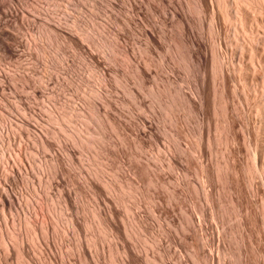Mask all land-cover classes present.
I'll use <instances>...</instances> for the list:
<instances>
[{
  "label": "rangeland",
  "instance_id": "rangeland-1",
  "mask_svg": "<svg viewBox=\"0 0 264 264\" xmlns=\"http://www.w3.org/2000/svg\"><path fill=\"white\" fill-rule=\"evenodd\" d=\"M7 1L9 2L10 0H7ZM13 1H14V3H13ZM210 1H212L214 3H210ZM253 1L252 0H243V1L238 0V2H237V0H223V1L222 0H217V1L216 0H203V3H202L203 10L204 9L206 10L208 8L205 12V10L200 11L199 6L197 5L198 3H196L195 0H29V1L28 0H11L8 3V6H13L14 8H17L19 10L24 9L26 7L25 8L26 10L30 11V13L32 10L31 14H33L34 16H37V17H41L42 16L41 13L46 12V14L47 13L50 14V15L47 14V16H46L47 21L51 17L52 19L50 18L49 22L53 21V24L55 22H56L55 24L61 23L60 27L62 29H65V31L72 33V34H75L79 38L81 37L80 35L82 33V35L87 36L89 39V41H84V44H86V46H87L85 49L76 51L71 45H69L67 43L66 39H63L62 37L57 38L58 40L57 39L56 40L51 39L52 41L50 39H47L46 37L44 38V36L42 35L43 33H41L42 29H41L40 22L38 24V22L30 21V19L33 20L32 18H30L29 22H28L30 24L25 26L27 29L25 27L24 28H18L17 27L16 29L14 28L15 31L13 29H11V30L9 29V31L11 33H13L14 35L17 34L16 36L20 40H22V41L24 39L26 40V41L24 40L23 44L21 46H18V48H17L21 54V57L18 58L20 61L18 59H15V60L14 59H4V60L0 59V68H1L0 71L1 72L2 71L6 72L11 77L17 76L18 74L21 75L22 73H25V74L28 73V75L31 73L30 76H32L31 78L34 81L33 83H34V85L36 84V86H37V88L35 87V89L38 90V86L40 88L41 85H42V88L44 85H45L44 87L47 88V89L41 88L40 89L41 91H43L45 89L44 90L45 92L43 91L44 96L43 95L36 96L37 97L36 98L35 96H33V90H31L29 88L31 90V92H29L30 90L28 88H26L22 82L20 83L19 79H16V81L15 80L12 81L11 82L12 85L16 86L17 88L12 86L13 88L9 89L10 91L5 90L3 95L5 96V92L8 91L6 93L7 95L5 96V98L3 96L2 100L0 99L1 108L3 107L6 110L5 111L4 109L0 108V119H1L0 120V127H2V124H3L2 120H4V119L5 120L8 119L9 121L12 120V123H14V122L17 123L16 120H19L21 117L26 115L27 118L28 117L31 118V120L28 118L30 121L33 120L32 124L35 126V128L36 127L38 128V129L37 128L31 129V130H33L32 132L36 133V132H38L37 130L41 131L42 133L45 134L46 137L49 136L48 139H52L50 141L53 142V140H54L53 143L57 142L60 145L61 142H66V141L71 142L70 136L73 135L74 134L73 132H76V131H77L76 133L79 135V138H80L79 140L82 139V141L85 142L86 145H84V147L83 146L79 147V148L76 147V153L78 150H79V153L76 154L78 156L74 160L75 165H72L71 166L72 168L68 167V168H71V169H69L71 174H69V172H68V174H67L68 177H67V175H65L66 173L65 174L63 173L61 175V172H59V169H60L59 167H57L58 169L57 168H55V169H56V172H59L58 173V176L60 175L59 179H61V180L66 179L65 180L66 183L70 181L71 176L69 178V175H73L72 177H74V178L71 179V181H72V182L70 181L71 183L70 182L67 183L68 186H67V184L64 183L65 181L61 182V186L63 184H65L67 186L66 191H69L68 189H70V192L72 191L71 192L72 197L76 201V203H75V201H74V203L78 205L77 210L75 211V214H73V216L76 219L78 218L77 221L81 224L83 230L85 227L86 228L84 230L85 233H75L72 231V229L68 226L69 214H71V212L64 207V204L62 203L61 200H60L61 202H59V199H60L59 198V194H60L59 192L65 191L64 185L61 188V187H55L54 185L51 184V188H50V183L48 184L49 175H48L47 171H48V169H49V171L52 170L51 169L52 164H53L52 162L54 161L52 159L58 153H60L61 155L59 154V155H57V157L61 158L62 156H64L66 158V152L62 151V149H63L62 143L59 146L61 150L59 149V147L57 146L58 144L56 143L57 145L55 144L53 148L56 150V148L58 147L57 150L58 149L59 150L55 151L54 149H52L53 150L52 151L50 149L52 152L50 150H48L49 151L48 152L44 149L42 150V148L39 147L40 145L38 146V143H36L37 142L36 140H38L37 139L38 137L36 138V135H34L33 137H31L29 139H26L24 137H19L17 139V135H16L15 137L18 141L16 140L17 141V143L15 142L16 145L12 146V148L14 147L13 149L8 144L6 145V143H4V141H2V139L0 138V155H1L0 161H2V153L6 152L5 153L6 157L9 156L10 159L13 160V162L15 164H17L18 161L21 159V155L17 156L18 154H20L18 149H20L22 151V153H23L22 156L26 157L25 158V160H26L25 161V163H26L25 164V170L26 169L27 170L26 171L24 170V172H27L26 174L28 175V177L23 172V175H22L23 178L21 179L23 182L21 181L20 183H18L20 185L17 184L15 189L17 188L16 190L19 193L21 192L20 194L21 195L23 194L26 197L25 198L22 195V197H24L23 199L27 200V201L24 202L25 206H22V209L18 212V216L20 218L23 217L20 219V222L17 219L18 216L14 211L11 212L12 216H10V213H8V212L7 213L9 215L6 212L0 211L1 212L0 213V220L5 221V219H6L5 222H6V226H7V228L2 227V230L7 229L8 231L13 232L11 234H14V235H12L14 239H16V237H14V236H16V233H14V232H18L17 234L21 233L20 239L23 238V240L22 239H21L22 241L20 239L19 240L21 241L22 244L26 243V244H24V245H26L25 246L26 249H28L29 248L28 246H30V250L32 251L31 252L28 249V253L29 254L31 253L30 257L31 258L37 257L36 259H38V260L40 257V260H39L40 262H43V259L45 261V258L50 256L52 253V255H51L52 257L55 254L54 257H56L55 261L57 264H77V262L79 264L83 259H81V257H80L81 255L78 256V254H80L79 253L80 251H79V247L77 246V244L78 243H82V244L85 243V246L83 244V247H84V249H86V248L88 249V250L86 249L87 254L92 250L88 254L90 259L87 257V261L88 260L92 261V260L96 259V260H94L95 262H97L96 264H99V263L100 264H103V263L104 264H114V263L116 264L118 261L122 260V259H120L123 256L121 251H120L121 254L119 252H117L118 253L117 254L115 251L116 250L115 248H117V247L119 248V246H120V244H118V243H121V244L123 243L122 240L120 242V240L118 241L117 239H113V238L111 239V237H109L107 239L102 238L103 240H101V241L103 243H101V241H100V244L101 245L104 244V250L100 245H98L99 246V248H98V246L93 247V245L91 244V239L94 238V237L92 238V236L96 235L95 237L97 238L99 236L98 233L100 232L99 229H96L97 225L93 224V223H96V221L94 220L95 218H93V214H92L93 209L97 208V204H98L97 202H99V201H97L98 199L96 197L94 198V196L90 193V189L88 186H86L87 183H86V181L84 183V180L88 176H91L92 179H96L95 181L102 184V182H101L102 179L100 177H97V176L102 177L103 174H105V176H103V179L105 180V178H106V180H109V182H113L116 180V176L120 177V175H122V176L124 175L130 179L129 180L128 178H125V179L130 181L129 182L130 184L133 182L132 184L136 188L139 186V190H140L141 194L140 195H138V194L137 195H131V193L128 192L129 190H127V189H125L126 191L125 190L123 191V193H125L124 195L122 192H118L120 195H122L123 200H124V203H123L124 205L123 206H122V204L119 205V206H122L121 210L123 212L121 211V214L123 213L122 215H124V218H123V216L121 217V221H122L121 223L123 224L124 227L128 228L129 224L131 223L132 217L135 216L136 212L138 211L139 214L141 212L142 215L141 214L140 215L142 218H144V221L146 220L145 224L148 225L147 227H149V225L152 227V228L149 227L150 231L152 229V231L150 232L151 234L150 233L147 234V232L142 233L143 236L147 235L145 237V241H147V242H144V239H142L144 237H142L141 234H140L141 236H139V234L137 236V234H136L138 241L135 237H134L135 239H133V237L131 239V237H129L130 236L129 233H128V236H126V237H128V238H126L127 241H128V239H130L129 241L132 240L134 244H137L136 245V246H138L137 253L140 254L142 252L141 257H140L141 260L139 258V261H141L140 264H143L142 262H144V264H146V262H148V260H146L147 256L149 255L148 257H150L151 254H154V252L156 251L155 250L156 249L155 243L157 242V239L160 241V242L158 241L157 243H161L162 245L166 242L165 245H163L165 248H167L166 246H169V248H167V249H169V251H170L169 253H171V254H169V256H170L169 260H168L169 256L167 257V259H165L166 260L165 264H166V262H168L167 264H177L178 259H182V258L185 260V261L183 260L184 264H186V263L187 264H194V263L197 264V262L195 261V259L193 257V254H192V252H193L192 250L194 249V248L192 249V246H194L196 241L198 242V239L196 238L195 239L196 241H194V238L196 236L198 237L197 233H199V235H200V232H198V229L196 228L195 225H193V226H195V230L193 232L196 233V235L194 233H193L194 235L192 234L191 230H193V227L189 230H188V228L183 227L184 226L183 220H181L183 218V216H182L181 212L183 211L184 208L192 211L193 217H196L195 213H197L198 211L200 212V213L198 212V214L201 217L206 216L205 217L206 219L203 218L204 219L203 221L206 220L204 222L206 228L210 229V227L213 226V229H212V227H211L212 230L210 229L211 232L208 229L206 230V232H205V230H203L206 233L204 237H207V238L206 239L199 238V241L208 240L209 243H211L210 244L211 247L213 246L212 248L214 250L215 256L217 255L215 247H217V245L221 246L220 242L222 239H223L222 240L223 243L225 240H226V242L227 241L230 242V243L227 242L228 244L225 242L226 245H225V243L224 244L221 243V244L227 246V248L231 246V245L228 246L229 244H231V242L232 243L234 242V245L232 244L229 251L235 250V249L237 250V248L239 246L240 239H238L239 237L238 238L236 237L237 235H239V233L237 234L236 232L237 231L239 232L240 229L237 230L239 228V224L236 227L237 222H238L237 221L238 217L234 215V213H235L233 211L234 209L231 208V206H230V204H231L233 207V204L231 202H229L230 197L234 196V194H237V192H238V196H239L238 199H241L242 193H243L242 197H244L243 198L244 201H243V199L240 200V202L238 200V202H239L238 204L240 206V209L242 208L241 210L244 212H246L248 210L251 211V213L254 215V217L250 212H247V214L250 213L252 215L251 218H253V219L256 218L255 219L256 221L252 220V222H250L251 221V219H249L250 214H249V217L247 215H245L246 232L248 233V235L249 234L251 235L250 238L252 239L254 245H256V246L253 245L250 238H249V241L251 243L248 241L247 237L244 238L246 241V249L245 250H247V251H245V253L248 252V254L246 253L247 264H250V262H251V264H264V257H263V254H264V229L263 228L264 227L262 228V226L264 225V223H262L264 221V218L262 220L260 218V215L262 216L264 214V213L263 214L261 213L262 211H264V208H263L264 204H263V207L261 206L262 203H264V202H261V200H262L261 197L263 196V198H264V189H263L264 186H262V185H264V183L262 182L264 180V175H262L261 173L259 174L258 171H257L258 174L256 171H255L256 173L253 172L256 169L255 166H257V168H258L260 165L259 163L260 162L262 163L264 161L263 155H262L263 158L261 157V155L259 156V152H262V151L264 152V150L260 151L261 149L260 150L258 149V148H260V147L262 148L264 146V144H263L264 143V137L263 136L261 137V135H264V133H263L264 132L263 131L264 125L261 124V123H264V119H263L264 118V112H263L264 109L262 108V110L260 112H257V111H259V110H257L258 108L256 109V107H258V106L264 107V75H263L264 74V66H263L264 65V45H263L264 42H262V41H264V28H263L264 27V0H253ZM226 3L228 6H225ZM229 3L231 5L234 4L235 6L231 7V5ZM9 4H13V5H9ZM22 4H23V6L20 8V6ZM211 4H213V6ZM223 4H225V5H223ZM14 5H16V7ZM236 5L239 6V7L237 6V10L239 11V8H240V10L242 11V12L240 11V13L243 16L240 13H238V11H235ZM37 9L38 10L40 9V10L38 11ZM174 10L179 11L181 15L179 14V12H173ZM219 10H221V11H219ZM36 11H38V12H36ZM41 11H43V12H41ZM215 11H216V13H215L216 15L215 14H213V15L216 16V17L214 16V20L216 19L217 22L216 21L211 22V20H209V19H211L212 13ZM230 11L232 13H230ZM222 12H223V17H222V14H220ZM232 14L235 16L237 14V18L239 20L242 18L241 19L242 23L237 22L236 21L237 18L235 19L234 18L235 16L233 17ZM175 16H178L179 18L175 17ZM239 16L241 18H239ZM224 17H229L227 22L225 20L226 18L224 19ZM42 18H45V17L42 16ZM184 18L187 19L188 24ZM182 19H183L184 24H182L183 23ZM245 19H246V21H244ZM229 20H231V22H234V23L236 21V24L231 23ZM209 22L211 23V25H209ZM37 24H38V27H37ZM214 25H215V27L213 28ZM209 26L211 28L215 29L214 32H212L211 34L214 35V33L216 32L215 35L217 37H215V35H214V38H213V35L211 36V34H210L211 30H210ZM240 26H242L243 29H241ZM257 26H259V27H257ZM30 27H31L32 31H31ZM187 27H189V28H187ZM235 27H237V28H235ZM234 29H238L239 31L234 30ZM250 29L252 30V33L254 30L253 34H256V35L249 33ZM191 31H194V32H191ZM235 31L236 32L238 31L239 33H241L240 37H237V39L235 37L236 42H239V43H237V44H239L238 45L239 47H237L235 40L233 41L234 36L236 35ZM147 32L151 33V35L153 34L152 35L153 40H149L150 38H149ZM187 33L189 36L187 35ZM192 33L195 36V38L198 37L197 35L200 36L196 39H198L200 41L201 47L197 48V46H195L194 44H191L192 43ZM218 33H219V36H218ZM239 33L237 34L238 36H239ZM24 34H26V35H24ZM250 34L255 36V37L251 36ZM22 35H24V36H22ZM262 35H263V37H262ZM187 36H188V38H187ZM20 37H22L23 39ZM190 37H191V39H190ZM248 37L249 38L252 37L253 41L251 38L249 40L250 41L249 42ZM240 38H241V40H240ZM188 39H190V41ZM212 39H214V40L216 39L218 41V43L215 42L216 40L213 43ZM107 41L111 42L110 44H113L114 49H112V48L109 49L108 47H106L105 43H107ZM256 41H258L261 46L258 44L259 47L257 46L256 49H251L252 48L251 43L252 42L255 43ZM188 43H190L189 44L190 46H188ZM215 43H216V45L217 44L219 45L218 48H216L217 46L215 45ZM240 43L242 44V46ZM213 44H214V47H213ZM28 45H29L30 49H27ZM102 45L104 48L101 47ZM191 45L194 47L192 48ZM235 46L237 47V49L235 48ZM249 46L251 48H249ZM189 47H191L192 51H190ZM212 47H213V49H212ZM22 48H23V50H22ZM214 48H216V51L214 50ZM218 49H219L220 54L217 53ZM235 49L236 50L240 49L241 51L240 50L236 51ZM250 49H251V51H250ZM194 50L195 51L197 50L196 52H198V51L199 52L198 53L193 52ZM252 50H254L255 52ZM22 51H23V53H25L24 55H23ZM213 51H215L214 54H213ZM234 51H235V53H234ZM46 52H49V54ZM80 52H81V54H79ZM89 52H92V53L94 52L95 55L97 53L98 55H96V56L101 57V61H102L101 67L105 68L107 66L106 68L110 69L108 71L109 73L107 72V75L105 76L106 79L104 81L101 80L102 82L99 80L98 75L92 71L91 63H90L91 59L88 55ZM190 52H191V54H190ZM205 53H206V55H205ZM242 53H243V55H242ZM215 54H217V55H215ZM240 54H241V57H239ZM199 55L201 56L200 60H199ZM22 56H24V57H22ZM214 56H215V58H214ZM216 56H218L219 58L222 57L221 59H219L217 57L219 63H217ZM21 58H22V60H21ZM103 59H105V60H103ZM194 59H196V60H194ZM212 59H215L216 62H214L215 60H212ZM223 59L225 62L223 61ZM240 59L242 62L240 61ZM252 59L253 60L255 59L256 62L254 63V61ZM198 60H199V62H197ZM220 60H222L221 63L224 67L223 70L225 71L224 73L227 75V80H228V84H227L228 88L226 87L225 92L229 93V94L225 93L224 96H223V94H221V85H220L221 84V81H220L221 75H219L220 72L218 70V68H219L218 65L220 64ZM237 61L240 62L241 64H239ZM251 61L253 64H251ZM104 62H106V63H104ZM223 62L225 63V65L228 64L227 66H230L229 67L230 69L228 67L226 69ZM230 62H231V64H230ZM237 63H238V65L243 66L244 69L243 68L241 69V66L239 67L237 65ZM232 64H233V67L236 65L235 67H236V69H238V71L240 73L238 71H236V72L239 75L235 74L236 72L233 73V71H235L236 69L235 68L233 69L231 67ZM249 65H254L253 71H252V67ZM22 66L23 67L25 66L26 69L23 68ZM137 66H142L143 68L147 69V71H149V74L147 76H145L146 80L143 79V82H140L138 80L137 75H136L135 69ZM216 66H218V68ZM238 67L241 69V71L239 70ZM34 68H36V69H34ZM214 68L215 69L217 68V69L215 70ZM247 68H249L250 70ZM254 68H256V71ZM101 70H102V68H101ZM17 71H19V72L16 73ZM227 71L231 74L230 77H229L230 74H228ZM257 71H259V72H257ZM253 72L254 73L257 72L256 75ZM35 73L36 74L38 73V74L36 75ZM232 74L234 77H232ZM252 74H254V76H252ZM46 75H48V76H46ZM242 75H244V76H242ZM168 76H169L171 81L175 80L174 81L176 83L175 86L179 92V96L177 99H176V96H174V94H170V93H174V92H172V90H170V89L167 90L166 89L167 86H164V84H167L165 80L168 79L167 78ZM218 78L220 80H218ZM44 80L46 82H44ZM231 80H233V81H231ZM239 81H240V83H238ZM250 81H252V82H250ZM17 82H19V84L22 86V88ZM231 82H234L236 84V86L234 83H231ZM15 83H17V84L15 85ZM41 83H43L44 85ZM47 83H48V85H47ZM230 84H232V85H230ZM217 87H218V89H217ZM235 87H237L238 89ZM202 88H204L205 90H203ZM234 88H235V90H234ZM12 90H15V91L13 92ZM20 90L22 92H20ZM27 90H28V92H27ZM16 91H19L22 94V96H21V94H19V92H16ZM183 91H184V94L186 93L185 94L186 96L183 94ZM193 91L196 92V95ZM232 91H237L238 93L232 92ZM254 92L257 93L258 95L257 94L255 95ZM16 93L19 96H21L22 98H24L25 101L28 102V100H29L30 105L32 103V105H31L32 114L31 113L26 114L25 111H23V109H22L23 105L21 104V101H19V99L17 98ZM10 94L12 96H10ZM24 94H26V96H27L26 98L24 97L25 96ZM180 94H182V96ZM206 94L208 96H206ZM187 95L190 97L192 95H193L192 97L195 96L194 99L196 98V96H198V97L201 96V99L204 96L202 99L204 104H205V107H203L204 110L202 108H200V107L204 106V104L202 106L201 105L199 106L198 103L200 101L198 102L197 98H196L194 104L192 102L189 103L190 109H192L193 111L192 110L189 111L188 109H186L188 107L186 100H188L190 98V97L188 98ZM32 96L34 98L33 100H32ZM157 96L160 98H158ZM245 96L247 97V99ZM98 97H99V99H98ZM179 97H182L185 99H181ZM221 97H223L224 103L221 101L222 100ZM0 98H1V95H0ZM226 98H228V99H226ZM6 100L10 103H7ZM103 100L104 101H107V100L110 101L109 102V107H110L109 109L110 110L108 109V111L110 113L112 112L111 114H113V113L115 114V115L114 114L113 115L116 116L117 121H120L119 123H121V122L123 123V128H122V124L118 123L119 124L118 126L121 129H123V130H121L122 131L121 133H119L120 128H119V130L116 129L117 131L115 130L116 131L115 132L114 129H110L112 127H109V126L104 127V131L106 133V136H109V138L108 137H106L107 139L105 138L106 141H105L104 145L106 146L107 149L112 146L113 149L111 148V151H114V152L118 151L119 153L116 152V153H118L117 157H119L121 155V157H119L120 160L116 156L114 157L116 159V161L118 159V161H117L118 164H117L116 168H114L113 170L111 169L112 171H110L109 169L104 170L105 169L104 164H105V162H107L104 155L101 156L98 153L99 151L97 148H94L95 149L94 150V149H92V147L90 145L87 146L88 145L87 144L88 138L90 137L92 139V137H91V135L93 134L92 131L93 130L98 131V127L96 126V123L98 121H96L95 123H94V121L93 122L89 121V123H88L87 121H85L86 120L85 117L86 118L89 117V113L91 112L89 109L90 106H93V108L96 107L97 110H94V111H95V113H96V111H97V113H99L98 117L100 116V118H99L100 120L97 119V120H99V122H98L99 124H97V125H100V123L104 120L103 115H105V112L103 109L104 107L99 106L102 104ZM205 100H206V103H205ZM225 100L227 101V103ZM111 101H112V103H111ZM88 102L90 105L88 104ZM196 102H198V103H196ZM33 105H34V107H32ZM110 105L114 106L113 107L114 109H112V107ZM165 105H166V107H165ZM193 105H195V106H193ZM225 106L227 108L228 107L229 108L227 110H225L226 109ZM234 106L237 109H235ZM197 107H199V108H197ZM206 107H207V109H206ZM33 108H35L36 110ZM165 108H167V109L165 110ZM194 109L196 111H194ZM66 110H68L69 112L68 111L67 112L70 113V115H69L70 119H64L63 121L58 122V124H57V122L52 120L53 119L52 116H55V115L59 116L60 114H61L60 116H62L63 115L62 113ZM98 110H99V112H98ZM222 110L224 111V113ZM232 110L233 111L237 110L236 111L237 114L235 112V114L237 116L234 114V112L231 113ZM225 111L229 114L228 116L230 119V123H229V125H227V127H225V126L228 123L224 120L225 119L224 117H226ZM238 111H239V113H238ZM6 112H8L9 114ZM33 112L35 114L39 115V117L37 115H34ZM53 113H55V114L52 115ZM232 114H233V116H235L234 118H233V116H231ZM4 115H5V117H4ZM9 115H11V116H9ZM238 115L240 116V118H238L239 117ZM136 116H138V117H136ZM230 116L232 117V119L236 118L235 120H233L234 122L231 121ZM252 116H253V118H252ZM258 116H259V118H258ZM35 117L38 119L34 120ZM117 117H118V119H121V120H118ZM13 118H16V120ZM141 118H143V119L148 118L146 120L150 119L149 121L152 120L151 122H152L153 127H152V129H146L147 133L145 134L144 137L146 139L148 136V138L146 139V140H148V142L152 138H153V140H152V142L151 141L149 142L150 146L147 145L148 147L145 146L146 147V148L144 147L145 149L143 148V150H138L134 147L132 142H133L134 138H136L135 135H136L137 131H135V130H137V128L141 127V124L139 123L141 121V120L139 121V119H141ZM101 119H102V121H101ZM13 120H15V121L13 122ZM86 122H87V124H86ZM172 122H174V123H172ZM239 122H240V124H242L241 128H239L240 127ZM36 123H38V125H40V127ZM124 123H126V125ZM101 124H103V123H101ZM138 124H140V126ZM230 124H231V129H232V127H234V129H232V130L235 133H232V130H230V127H229ZM253 124L256 126V128H259L258 126L260 124L262 125L261 128L263 127V130L258 129V131L260 130L262 132V133L260 132L261 135H260V133H257V134H259L258 136H257V134L255 135V133L258 131L256 130V128ZM244 125H246L247 128L250 127L251 130L247 129L246 126L243 128ZM88 128L92 132L91 135L89 134L90 130ZM245 128H246V130H248V131L244 132L246 134V137H247L246 139L244 138L245 137L244 135L241 136V134L243 133ZM225 129L230 130L231 133L229 131H227L228 134H230V135H228L226 133ZM237 129L238 130L244 129V130L238 131ZM15 130H17V129H15ZM148 130H151V131H148ZM50 131H52V132H50ZM241 131H242V133H241ZM55 132H56V134H55L56 137L53 136V134H52ZM236 132L239 136H237ZM238 132H240V134ZM57 133L60 135V137ZM151 133H152V135H154V134L155 135L157 134V135L156 136L154 135L151 137V135H150ZM248 133H252V135L248 136ZM46 134H48V135H46ZM233 134L236 135L237 137L234 136ZM253 134L255 136H253ZM226 135H227V138L224 137ZM233 136H234V138L237 139L238 143L235 139V141H236V142H234L235 144H231L232 149L229 148L230 153H231V155H230L227 147H231L230 140ZM69 137H70V139H67ZM228 137H230V138H228ZM239 137H241V138H239ZM250 137H252V138H250ZM256 137H257V142L255 141ZM258 137H260V138L258 139ZM157 138H158V140H157ZM243 138L245 140H247L246 141L247 143L244 141L245 144H243ZM59 139H61V140H59ZM225 139H227V140L229 139V143L228 142L225 143V141H227ZM251 139H253V141ZM58 141L59 142L61 141V142L59 143ZM174 141L176 143H172ZM248 141L251 143H248ZM260 141L263 142L262 145H261ZM68 142H66V143H68ZM120 142H122L121 144H123V145H121ZM221 142H223V143H221ZM236 143L237 144L240 143V145H237ZM256 143H258V144H256ZM130 144H132V145H130ZM246 144H247V146H249V144H250L251 151H250V149H245V148H247ZM197 145H198V147H197ZM252 145L254 148H252ZM16 146L18 147V149ZM19 146H20V148H19ZM21 146H22L23 150L21 149ZM107 146H109V147H107ZM233 146H237V147H233ZM123 147L125 148L124 149L125 151L128 150L127 153H130V154H128L129 156L126 155L127 153L124 150H122ZM174 147H177L178 149L175 148V151H174ZM200 148H202V149H200ZM234 148H235V150H234ZM236 148H237V150H236ZM255 148L258 149L256 152H255ZM176 149H177V151H176ZM198 149L203 151V152L199 151ZM63 150H65V149H63ZM108 150H110V149H108ZM119 150H121L122 152L124 151V152L122 153ZM246 150H247V152H246ZM136 151L139 152L138 153L139 155L137 154L138 156H136V154H135ZM63 152L65 154H63ZM180 152L182 153V155ZM201 153H203L204 156ZM255 153L258 154V155H256L258 158L255 157ZM252 154H254V155H252ZM228 155H230V157ZM234 156H235V158H234ZM247 156H248V158H249V156H251V158H253V159L255 157L258 162L256 161V159H254V160L252 159V160L256 161V163L258 165L252 161L253 163H255V165L253 166L252 162H250L251 161L250 158L247 159ZM64 157H62V159H65ZM176 157H178L180 160H178V158L176 159ZM232 157L235 160H233ZM259 157L261 158V160L259 159ZM171 158H175L176 160H178L177 163L180 162V164H179L180 166L171 164L173 162V160ZM225 159L228 163L225 162ZM227 159L231 162H229ZM232 160L235 163L232 162ZM75 161H76V163H75ZM77 161H79V162L77 163ZM169 161H171V162L169 163ZM206 161H208V162H206ZM154 162H155V164H154ZM247 162H249L250 168L252 166V168H251L252 171L250 170L248 172V170L250 168L249 167L247 168V166H246V165H248ZM137 163H139V164H137ZM177 163H175V164H177ZM230 163L233 165L236 164V165H234V168L236 167L235 169L236 170L238 169L239 171L237 170V172L235 173L234 172L235 169L233 168V165L232 166L229 165ZM28 164H29V167H28ZM205 164H207V165H205ZM155 165H157L156 168H155ZM158 165L160 166L159 169L161 171L159 174H158L159 169L157 170ZM202 165H205V167H209L207 169L208 170L207 175L208 176L211 175L208 178L212 177L211 179L208 180L209 183H203ZM135 166L139 167L140 174L138 173ZM176 166L179 168H177ZM226 166L227 167L229 166V169L232 168L233 172H232V169L230 170L231 171L230 173H229L228 168L224 169V168H226ZM253 167H254V169H253ZM101 168H102L103 173L99 174V169H101ZM132 168L134 169V173L137 171V173H135V174H139L140 176L135 175L133 173ZM244 169H245V171H244ZM246 169H248L247 173H251V175L254 173L253 174L254 176H252L253 178H251V175H248V174L246 175ZM163 170H164L163 175L166 176L165 178H163L165 180L163 182L167 181V183L162 182L161 185L160 184H156V185L152 184L151 185V184L146 182V180H145L146 177L150 178L153 174H154L153 176H156L157 174L162 176ZM209 170H210V173H209ZM220 170H222V171H220ZM94 171H96L98 174H96ZM100 172H101V170H100ZM217 172H218V174H217ZM222 172H227L228 174L226 173V175H225V173H222ZM45 173H46V175H45ZM78 173H79V175H78ZM92 173L95 176L92 175ZM115 173H118V175H116ZM155 173H156V175H155ZM165 173H167V174H165ZM232 173L234 174V176H232L233 175ZM237 173H240V174H237ZM29 174H31V176ZM229 174H230V177H228ZM24 175L27 177V179L24 178ZM85 175H87V176H85ZM259 175H260V177L263 176L262 179L259 177ZM61 176H63V177H61ZM75 176H76V178H75ZM83 176H84V178H83ZM92 176H94V177H92ZM219 176L220 177L222 176V177L220 178ZM226 176L229 179H231L230 180L231 184L229 182L227 184L228 180L226 181V179H225ZM231 176L233 179L231 178ZM248 176L250 179L248 178ZM96 177L99 179H97ZM166 178L167 179L170 178V179L166 180ZM236 178L238 180L241 178L240 182ZM256 178H257V180H256ZM23 179H26V180L24 181ZM59 179H57V181ZM177 179H179V181ZM247 179H249V180H247ZM251 179H255L256 181L254 180V182H256V183H254L253 181L251 182ZM258 179H259V181H258ZM61 180H59V181H61ZM110 180H113V181H110ZM176 181L179 182V184H177ZM180 181H181V183H180ZM237 181L239 182V184ZM248 181H250L251 186L254 187V188L251 187L252 189H254L253 191H255L254 195L252 193V189H250V187H249L250 183ZM134 182H135V184H134ZM210 182L212 183L213 189L211 188ZM187 183H189V184H187ZM261 183H263V184H261ZM208 184L210 185V187L207 186ZM236 184H237V186H236ZM204 185L208 188V190L211 191V189H212L211 193H213V196H212V194L210 195V193L208 194L210 197H208V195H206V189H205ZM227 185L228 186L230 185V186L226 187ZM239 185H241L242 187ZM258 185H261V186H258ZM69 186H70V188H69ZM159 186H161V187H159ZM238 186L242 189H239ZM61 189H63V190H61ZM172 189H174V191ZM230 189H232V190H230ZM256 189H257V192H256ZM19 190H22V191H19ZM73 190H75L74 191L75 193L73 192ZM79 190H80V192H79ZM156 190L158 192L160 190L161 194H160V192L158 193ZM176 191L179 194H177ZM230 191L232 192V194L230 193ZM239 191L240 192L242 191L241 195H239L240 194ZM155 193L160 194L161 199L154 197L156 195ZM175 193L179 196L175 197L174 196V195H176ZM228 193H230L231 195ZM152 195H153V197H152ZM180 195H181V197H180ZM205 195L207 197H205ZM228 195H230V196H228ZM250 195L252 198L250 197ZM167 196H168V198L170 196H174V197H170L169 199H167ZM218 196H219V198H218ZM164 197H165V199H164ZM137 198H138V200H140L139 205H137L138 203L137 204L134 203V202H136ZM153 198H154V200H153ZM210 198L212 199V201H210L211 200ZM213 198H214V200H213ZM216 198H218V199H216ZM253 198H254V200H253ZM207 199H208V201H207ZM173 200H175L174 201L175 203H172L173 204V206H172L171 202H173ZM198 200H200V201H198ZM215 200L218 202H216ZM247 201H248V203H247ZM262 201H264V199ZM181 202L182 203L185 202V203H183V205H186V206H183ZM217 203H220V204L218 205ZM254 203H255V205L259 206L258 208L260 209V212L257 211L259 209L256 208L257 206H255ZM135 204L137 206H140V207L138 208L137 206H135ZM156 204L157 205L158 204L163 205L162 207L168 208V210H169V208H172L169 210V212H171L170 216L174 215L175 219L172 216L170 217L169 214H168L169 217L168 216L167 217L170 218V221L167 217H164V216L159 217V214L154 210V209H156V210L158 209ZM178 204L182 205V206L180 205V211H179V206H177ZM247 204H249V205L247 206ZM220 205H222L224 210L220 208L221 207ZM241 205H243V207ZM126 206L132 207L129 212L126 211ZM217 206H220V207L218 208ZM247 207H249L248 210H247ZM37 208H39V209H37ZM120 208L121 207H119V209ZM174 208H175V210H174ZM217 208H218V210H217ZM209 209H211V213H210ZM219 209L222 212L225 211L224 214L226 217H224V218L227 220L224 219V222H225L224 226L222 225V223H221V225H222L221 226L217 217L215 215H212V214L218 213L217 211H219ZM33 210H35V211H33ZM171 210L174 212H172ZM21 211L23 213H21ZM27 211H29V212H27ZM221 211H219V212L222 213ZM31 212H32L31 215H33L34 213L36 214L35 215L36 219L34 218V216L32 217L29 214ZM253 212H256V213H253ZM19 213H20V215H19ZM204 213H205V215H204ZM13 214L14 215L16 214L15 215L16 217ZM198 214H197V216H199ZM255 214H257L258 216ZM26 216L27 217L29 216V217L27 218ZM76 216H78V217H76ZM10 217H12V218L10 219ZM25 217L27 219H25ZM165 218H167L168 220ZM24 219L30 223H32V221L35 223L37 222L36 224L39 226H43V224L44 225L48 224L50 226V230L48 232L47 239H48V244L50 241H51L50 242L51 244L46 245L47 249L44 246L45 242H46L44 239H41V238H35L34 239V237H33L34 235L29 231L28 227L23 223ZM79 219H80V221H79ZM171 219L174 220V223L171 222ZM215 219L217 220V224L219 226L216 224ZM15 220H17L19 223ZM178 221H179V224H178ZM247 221H249V223ZM255 222L258 225H256ZM88 224L93 225L92 227H94V229L90 228L91 225L88 226ZM249 226L250 227L253 226V227L250 228ZM254 226L257 229H255ZM185 229H186L187 234L185 233ZM221 229H222V231H221ZM228 229H229V231H228ZM235 229H236V232H234ZM253 229L255 231H253ZM94 230H96V231H94ZM223 230H225V232H226V236H225V232H224V237H227V239H228V237L231 236L230 233L233 230L232 233H233V235H235V237L233 239L235 241H233V239H231L232 236L229 238V240L225 239L223 237ZM259 230L261 233L259 232ZM190 231H191V233H190ZM195 231H197V232H195ZM92 232H94V233L96 232L95 235H93L94 233H92ZM183 232H184V234H183ZM204 232H203V234H204ZM220 232L222 233V235ZM228 233H229V236H227ZM99 234H101V233H99ZM165 234H166V238H164ZM189 234H191V236ZM211 234H213V237ZM257 234L258 235L262 234V236L260 237ZM170 235L172 236L171 238H170ZM184 235H185V237L187 235L186 238L188 240H186ZM252 235H253V237H252ZM51 236H52V238H51ZM67 236H69V237H67ZM188 236H190V237H188ZM192 236H194V237H192ZM102 237H103V235H102ZM140 237H142L141 240H140ZM168 237H169V239H167ZM221 237H223V238H221ZM162 238H163V240L165 239V242L162 240ZM260 238H262V239H260ZM9 239L7 240V242L13 246L10 247L9 245H7V246L3 245V243L0 241V248H3V247L5 248V249L3 248L4 251L0 249V255H2V254L3 255L8 254L10 256L12 255L11 256L12 257V264H19L21 259L19 257L16 258V256H14L15 254H13L18 249V248H16V245L13 244V242H15L16 240H14V239L9 240ZM19 240H18V242H20ZM82 240H84V241H82ZM142 240H143V242H142ZM236 240H238V241H236ZM117 241H118V243H117ZM168 241H170V242H168ZM192 241L194 242V244ZM258 241L261 242L260 243L261 246L259 245ZM115 242H116V244H115L116 246L114 245ZM135 242H137V243H135ZM201 242H203V241H201ZM212 243H213V245H212ZM50 245H51V247H50ZM235 245H237V246H235ZM54 246L56 248H54ZM113 246H115V248ZM233 246L235 249L233 248ZM249 246H250V248H249ZM259 246H260V248H258ZM52 247L54 248V250L51 249ZM95 247H97V248H95ZM107 247H109V248H107ZM111 247L114 248L115 250H113ZM252 247H254V249L256 247L257 249H255V251H253ZM139 249L141 250V252H139ZM48 250H50V251H48ZM151 250H152V253H151ZM257 250H258V252H257ZM41 251H43V252H41ZM93 251H96V252H93ZM172 251L176 252V254L173 253ZM259 251H261L260 252L261 256L259 255ZM9 252L12 254H10ZM39 252H41V253H39ZM47 252L48 253L50 252V253L47 254ZM97 252L98 253L100 252L103 255L102 256L103 258H101L100 257L101 254L99 253L100 254L99 255V254H97ZM235 252L237 253V251L229 252L232 256L226 254L225 257L226 256H228V257H226L227 259L224 258L225 259L224 261H223V259H221L222 262L226 263V261H227L226 264H228V263L229 264H232V263L238 264V262H239L237 260L238 258L237 259L235 258V262H233L234 257H237V255H235L236 254ZM42 253L43 254L45 253V255H44L45 258L43 257ZM94 253H96V255ZM253 253H255V254L253 255ZM256 253H257V255H256ZM93 254L97 257H95ZM146 254H147V256H146ZM91 255H92V259H91ZM258 255H259V257L254 259ZM34 256H36V257H34ZM175 256H178V257H175ZM181 256H182V258H181ZM142 257L143 258L146 257L145 260H142ZM172 257H173V259H172ZM219 257H222V256L219 254ZM100 258H101V260L102 259H104V260L101 261V260H99ZM175 258H176V260H175ZM250 258H251V260H250ZM260 258H261V261H260ZM57 259H59V261ZM116 259L118 261H116ZM33 260H35V259H33ZM192 260H194V263ZM87 261L85 262L86 264L91 263V261L90 262L88 261V263H87ZM83 262H81L80 264H85ZM214 262H215V264H218L217 258H215ZM56 263H54V264H56Z\"/></svg>",
  "mask_w": 264,
  "mask_h": 264
},
{
  "label": "bare ground",
  "instance_id": "bare-ground-1",
  "mask_svg": "<svg viewBox=\"0 0 264 264\" xmlns=\"http://www.w3.org/2000/svg\"><path fill=\"white\" fill-rule=\"evenodd\" d=\"M7 1V0H6ZM5 0H1L0 1V59H18V58H20L21 57V54H20V51L17 49L18 48V46H21L22 44H23V41L25 40H20L16 35L17 34H13V33H11L10 31H9V29L11 30V29H13L14 31H15V29L18 27V28H24L25 26H27L28 24H30V23H28L29 22V19L30 18H32L33 20H31L30 19V21H34V22H38V24H39V22H40V24H41V33H43L42 35L44 36V38L46 37L47 39H57V38H63V39H66V41H67V43L69 44V45H71L76 51H78V50H83V49H85L87 46H86V44H84V41H89V39H88V37L87 36H85V35H82V33H81V37L79 38V37H77L75 34H72V33H69V32H67V31H65V29H62L60 26H61V23H58V24H53V21H50L49 22V20H50V18L48 19V21L46 20V16H47V14H46V12L45 13H41L42 14V16H44L45 18H42V16L41 17H37V16H34L33 14H31L32 13V10H31V13H30V11H28V10H26L25 8L24 9H21V10H19V9H17V8H14L13 6H8V3L11 1H7L6 2ZM29 1V0H28ZM217 1V0H216ZM223 1V0H222ZM243 1V0H242ZM253 1V0H252ZM21 2V1H20ZM195 2L196 3H198L197 5L199 6V8H200V11L201 10H203V6H202V3H203V0H195ZM228 2V1H227ZM237 2H238V0H237ZM254 2V1H253ZM13 3H14V1H13ZM18 3V2H17ZM16 3V4H17ZM210 3H214V2H212V1H210ZM242 3V2H241ZM240 3V4H241ZM28 4V3H27ZM33 4V3H32ZM187 4V3H186ZM221 4V3H220ZM230 4V3H229ZM9 5H13V4H9ZM20 5V4H19ZM30 5V4H29ZM178 5V4H177ZM208 5V4H207ZM212 6H213V4H211ZM223 5H225V4H223ZM231 5V4H230ZM15 7H16V5H14ZM23 6V4L20 6V8ZM171 6V5H170ZM225 6H228L227 5V3H226V5ZM224 6V7H225ZM233 6H235L234 4L233 5H231V7H233ZM237 6L238 5H236V9H235V11H238L237 10ZM230 7V6H229ZM239 7V6H238ZM31 8V7H30ZM35 8V7H34ZM136 8V7H135ZM207 8V7H206ZM208 9V8H207ZM206 9V10H207ZM244 9V8H243ZM38 10V9H37ZM40 10V9H39ZM38 10V11H39ZM205 10V9H204ZM203 10V11H204ZM206 10H205V12H206ZM223 10V9H222ZM226 10V9H225ZM245 10V9H244ZM34 11V10H33ZM38 11H36V12H38ZM80 11V10H79ZM202 11V12H203ZM219 11H221V10H219ZM232 11V10H231ZM230 11V13H232ZM234 11V10H233ZM234 11V12H235ZM240 8H239V11H238V13H240ZM35 12V13H36ZM41 12H43V11H41ZM173 12H179V11H173ZM242 12V11H241ZM216 13V11L215 12H213L212 13V17H211V19H209V20H211V22H215L216 21V19L214 20V16L216 15L215 14ZM236 13V12H235ZM234 13V14H235ZM249 13V12H248ZM39 14V13H38ZM57 14V13H56ZM176 14V13H175ZM179 14H180V12H179ZM201 14V13H200ZM213 14H215V15H213ZM220 14H222V17H223V12L222 13H220ZM227 14V13H226ZM241 14V13H240ZM263 14V13H262ZM37 15V14H36ZM48 15H50V14H48ZM181 15V14H180ZM189 15V14H188ZM228 15V14H227ZM226 15V16H227ZM233 15V14H232ZM242 15V14H241ZM39 16V15H38ZM94 16V15H93ZM183 16V15H182ZM235 15H233V17H234ZM243 16V15H242ZM175 17H178V16H175ZM216 17V16H215ZM230 17V16H229ZM229 17H224V19L226 20V22L228 21V19H229ZM179 18V17H178ZM182 18V17H181ZM231 18V17H230ZM235 19L237 18V14H236V16L234 17ZM239 18H241L240 16H239ZM254 18V17H253ZM252 18V19H253ZM52 19V18H51ZM185 19V18H184ZM223 19V20H224ZM234 19V20H235ZM242 19V18H241ZM241 19L239 20L238 18H237V22H241ZM255 19V18H254ZM253 19V20H254ZM59 20V19H58ZM186 20V22H187V19H185ZM239 20V21H238ZM230 22H231V20H229ZM236 21H235V23L234 22H231V23H234V24H236ZM244 21H246V19L244 20ZM182 22H183V19H182ZM181 22V23H182ZM217 22V21H216ZM33 23V22H32ZM242 23V22H241ZM38 24H37V27H38ZM60 24V25H59ZM182 24H184V22L182 23ZM187 24H188V22H187ZM217 24V23H216ZM263 24V23H262ZM35 25V24H34ZM76 25V24H75ZM129 25V24H128ZM209 25H211V23L209 22ZM218 25V24H217ZM216 25V26H217ZM254 25V24H253ZM31 26V25H30ZM189 26V25H188ZM236 26V25H235ZM239 26V25H238ZM32 27V26H31ZM31 27H30V29H31ZM185 27V26H184ZM215 27V25L213 26V28ZM241 27V29H243L242 28V26H240ZM253 27V26H252ZM257 27H259V26H257ZM15 28V29H14ZM26 28V27H25ZM187 28H189V27H187ZM209 28H210V34L212 33V32H214V30L215 29H213V28H211L210 26H209ZM234 28V27H233ZM235 28H237V27H235ZM255 28V27H254ZM264 28V27H263ZM27 29V28H26ZM125 29V28H124ZM217 29V28H216ZM239 29V28H238ZM238 29H234V30H238ZM19 30V29H18ZM35 30V29H34ZM81 30V29H80ZM188 30V29H187ZM240 30V29H239ZM238 30V31H239ZM261 30V29H260ZM26 31V30H25ZM31 31H32V29H31ZM89 31V30H88ZM93 31V30H92ZM186 31V30H185ZM219 31V30H218ZM237 31V32H238ZM24 32V31H23ZM191 32H194V31H191ZM234 32V31H233ZM232 32V33H233ZM236 32V31H235ZM236 32V35L239 33H237ZM246 32V31H245ZM21 33V32H20ZM146 33V32H145ZM216 33V32H215ZM215 33H214V35H215ZM231 33V32H230ZM243 33V32H242ZM248 33V32H247ZM249 33H252V30L250 29V32ZM253 33H254V30H253ZM252 33V34H253ZM29 34V33H28ZM27 34V35H28ZM84 34V33H83ZM88 34V33H87ZM147 34H148V36H149V40H153V34L151 35V33H149V32H147ZM195 34V33H194ZM197 34V33H196ZM259 34V33H258ZM20 35V34H19ZM24 35H26V34H24ZM24 35H22V36H24ZM41 35V34H40ZM91 35V34H90ZM99 35V34H98ZM187 35H188V33H187ZM213 34H211V36H212ZM214 35H213V38H214ZM234 36V39H233V41L235 40V37H236V39H237V37H240V35H241V33H239V36L237 35V36ZM251 35V34H250ZM253 35H256V34H253ZM253 35H251V36H253ZM93 36V35H92ZM146 36V35H145ZM186 36V35H185ZM189 36V35H188ZM188 36H187V38H188ZM198 37H200L199 35H197ZM218 36H219V33H218ZM230 36V35H229ZM246 36V35H245ZM27 37V36H26ZM90 37V36H89ZM198 37H196V38H198ZM215 37H217L216 35H215ZM250 37V36H249ZM248 37V38H249ZM253 37H255V36H253ZM262 37H263V35H262ZM20 38H22V37H20ZM195 38V36L193 35V33H192V43L191 44H194L195 46H197V48H199V47H201V43H200V41L198 40V39H196ZM211 38V37H210ZM233 38V37H232ZM252 38V37H251ZM251 38H249L248 39V41L251 39ZM20 41H19V40ZM23 39V38H22ZM190 39H191V37H190ZM190 39H188L189 41H190ZM200 39V38H199ZM219 39V38H218ZM239 39V38H238ZM243 39V38H242ZM255 39V38H254ZM54 40V41H55ZM58 40V39H57ZM105 40V39H104ZM187 40V41H188ZM213 40V43H214V41L216 40H214V39H212ZM232 40V39H231ZM240 40H241V38H240ZM257 40V39H256ZM26 41V40H25ZM52 41V40H51ZM60 41V40H59ZM100 41V40H99ZM112 41V40H111ZM239 41V40H238ZM246 41V40H245ZM252 41H253V38H252ZM255 41V40H254ZM91 42V41H90ZM104 42V41H103ZM211 42V41H210ZM216 43H218V41L216 40L215 41ZM235 42H236V40H235ZM250 42V41H249ZM248 42V43H249ZM262 42H264V41H262ZM111 42H108L107 41V43H105L106 44V47H108L109 49H114V46H113V44H110ZM154 43V42H153ZM203 43V42H202ZM216 43H215V45H216ZM237 43H239V42H236V45H237V47H239L238 45L239 44H237ZM242 43V42H241ZM240 43V44H241ZM247 43V44H248ZM29 44V43H28ZM117 44V43H116ZM190 43H188V46H190L189 45ZM252 45H251V47L249 46V48H251V49H256L257 48V46L259 47V42L258 41H256L255 43H251ZM259 44V45H258ZM25 45V44H24ZM23 45V46H24ZM97 45V44H96ZM232 45V44H231ZM264 45V44H263ZM105 46V45H104ZM217 47L216 48H218L219 47V45L217 44L216 45ZM233 46V45H232ZM241 46H242V44H241ZM240 46V47H241ZM244 46V45H243ZM248 46V45H247ZM261 46V45H260ZM26 47V46H25ZM28 48L27 49H30V47H29V45L27 46ZM45 47V46H44ZM70 47V46H69ZM89 47V46H88ZM100 47V46H99ZM101 47H103V45L101 46ZM149 47V46H148ZM191 47L193 48L194 46H192L191 45ZM191 47H189L190 48V51H192V49H191ZM213 47H214V44H213ZM213 47H212V49H213ZM231 47V46H230ZM234 47V46H233ZM237 47L235 46V48L237 49ZM104 48V47H103ZM216 48H214V50L216 51ZM244 48V47H243ZM106 49V48H105ZM202 49V48H201ZM235 49V50H236ZM251 49H250V51H251ZM22 50H23V48H22ZM199 50V49H198ZM203 50V49H202ZM201 50V51H202ZM238 50H240V49H238ZM238 50H236V51H238ZM26 51V50H25ZM49 51V50H48ZM112 51V50H111ZM197 51V50H196ZM195 50L193 51V52H196ZM204 51V50H203ZM212 51V50H211ZM215 51H213V54H214V52ZM241 51V50H240ZM252 51H254V50H252ZM43 52V51H42ZM82 52V51H81ZM81 52L79 53V54H81ZM120 52V51H119ZM199 52V51H198ZM198 52H196V53H198ZM255 52V51H254ZM263 52V51H262ZM22 53H23V51H22ZM29 53V52H28ZM46 53H48L49 54V52H46ZM87 53V52H86ZM189 53V52H188ZM202 53V52H201ZM217 53H219L220 54V52H219V49H218V52ZM234 53H235V51H234ZM241 53V52H240ZM25 53H23V55H24ZM120 54V53H119ZM190 54H191V52H190ZM34 55V54H33ZM88 55H89V57H90V59H91V61H90V63H91V68H92V71L93 72H95L97 75H98V78H99V80L101 81H104L106 78H105V76L107 75V72L110 70V69H108V68H104V67H101L102 66V61H101V57L99 58L98 56H96V55H98L97 53H96V55L94 54V52L92 53V52H89L88 53ZM201 55V54H200ZM199 55V60H200V56ZM205 55H206V53H205ZM215 55H217V54H215ZM222 55V54H221ZM242 55H243V53H242ZM253 55V54H252ZM51 56V55H50ZM193 56V55H192ZM204 56V55H203ZM22 57H24V56H22ZM126 57V56H125ZM218 56H216V60H217V63H219V61H218V58H217ZM221 57V56H220ZM239 57H241V54L239 55ZM238 57V58H239ZM104 58V57H103ZM191 58V57H190ZM195 58V57H194ZM214 58H215V56H214ZM222 58V57H221ZM221 58H219V59H221ZM224 58V57H223ZM235 58V57H234ZM243 58V57H242ZM125 59V58H124ZM198 59V58H197ZM207 59V58H206ZM205 59V60H206ZM225 59V58H224ZM224 59H223V61H224ZM19 60V59H18ZM21 60H22V58H21ZM24 60V59H23ZM103 60H105V59H103ZM194 60H196V59H194ZM199 60L197 61V62H199ZM204 60V61H205ZM212 60H215V59H212ZM216 60L214 61V62H216ZM238 60V59H237ZM244 60V59H243ZM253 60V59H252ZM260 60V59H259ZM20 61V60H19ZM116 61V60H115ZM153 61V60H152ZM151 61V62H152ZM239 61V60H238ZM237 61V62H238ZM240 61H241V59H240ZM254 61V63L256 62L255 61V59L253 60ZM222 60H220V64L218 65L219 66V68H218V66H216L217 68H218V70H219V72H220V74L219 75H221L220 76V79L218 78V80H220L221 81V94H223V96H224V94L226 93L225 91H226V87H227V84H228V80H227V75L224 73L225 71L223 70L224 69V67H223V65H222ZM225 62V61H224ZM223 62V63H224ZM228 62V61H227ZM242 62V61H241ZM37 63V62H36ZM104 63H106V62H104ZM229 63V62H228ZM239 64H241L240 62H238ZM238 63H237V65H238ZM249 63V62H248ZM258 63V62H257ZM26 64V63H25ZM139 64V63H138ZM161 64V63H160ZM202 64V63H201ZM230 64H231V62H230ZM251 64H253L252 63V61H251ZM259 64V63H258ZM36 65V64H35ZM148 65V64H147ZM146 65V66H147ZM199 65V64H198ZM214 65V64H213ZM224 65H225V63H224ZM228 64H226L225 65V68L227 69V67L229 68L230 66H227ZM243 65V64H242ZM236 66V65H235ZM233 67V64H232V68L234 69H236V67ZM239 67L241 66V65H238ZM249 66H251L252 67V71H253V66L254 65H249ZM256 66V65H255ZM264 66V65H263ZM10 67V66H9ZM23 67V66H22ZM21 67V68H22ZM149 67V66H148ZM160 67V66H159ZM238 67V68H239ZM245 67V66H244ZM250 67V68H251ZM258 67V66H257ZM261 67V66H260ZM23 68H25V66L23 67ZM101 68H102V70H101ZM175 68V67H174ZM216 68V69H217ZM243 68V66H241V69ZM1 69V68H0ZM26 69V68H25ZM34 69H36V68H34ZM215 69V68H214ZM215 69V70H216ZM230 69V68H229ZM241 69L239 68V70L241 71ZM244 69V68H243ZM247 69H249V68H247ZM255 69V71H256V68H254ZM6 70V69H5ZM28 70V69H27ZM100 70V71H99ZM250 70V69H249ZM248 70V71H249ZM23 71V70H22ZM31 71V70H30ZM230 71V70H229ZM236 71H238V69H236L235 71H233V73H235ZM246 71V70H245ZM254 71V72H255ZM19 71H17L16 73H18ZM28 72V71H27ZM42 72V71H41ZM135 72H136V75H137V77H138V80L140 81V82H143V79H145V76H147L148 74H149V71H147V69H145V68H143L142 66H137L136 67V69H135ZM217 72V71H216ZM218 72V73H219ZM228 72V71H227ZM239 72V71H238ZM247 72V71H246ZM253 72V73H254ZM257 72H259V71H257ZM256 72V73H257ZM261 72V71H260ZM22 73V72H21ZM109 73V72H108ZM168 73V72H167ZM215 73V72H214ZM240 73V72H239ZM243 73V72H242ZM249 73V72H248ZM256 73H254L255 75H256ZM12 74V73H11ZM15 74V73H14ZM36 74V73H35ZM38 74V73H37ZM36 74V75H37ZM78 74V73H77ZM228 74H230L229 72H228ZM235 74H237V75H239L237 72L235 73ZM254 74H252V76H254ZM31 75V73L28 75V73L27 74H25V73H22L21 75H17V76H13V77H11V76H9L6 72H1L0 71V95H1V100L3 99V94H4V91L5 90H9V89H11V88H13L12 86H14V85H12V81H16V79H19V81H20V83L22 82L24 85H25V87L26 88H30L31 90H33V96H41V95H43L44 96V94H43V91L45 90V89H47V88H45L44 86V82H46L45 80H44V82L43 83H41V84H43L44 86H43V88H45L43 91H41L40 89L42 88V85H41V87L39 88V86H38V90L37 89H35V87L37 88V86H36V84L34 85V81H33V79L31 78L32 76H30ZM96 75V76H97ZM264 75V74H263ZM262 75V76H263ZM46 76H48V75H46ZM53 76V75H52ZM170 76V75H169ZM169 76L167 77L168 79H166L165 81H166V83L167 84H164V86H167L166 87V89L167 90H172V92H174V93H170V94H174V96H176V99L178 98V96H179V92H178V90L176 89V86H175V80L174 81H171L170 80V78H169ZM231 76V74L229 75V77ZM242 76H244V75H242ZM251 76V75H250ZM232 77H234L233 76V74H232ZM147 78V77H146ZM236 78V77H235ZM234 78V79H235ZM40 79V78H39ZM164 79V78H163ZM173 79V78H172ZM237 79V78H236ZM249 79V78H248ZM38 80V79H37ZM146 80V79H145ZM177 80V79H176ZM256 80V79H255ZM101 81V82H102ZM231 81H233V80H231ZM37 82V81H36ZM146 82V81H145ZM164 82V81H163ZM250 82H252V81H250ZM18 84H19V82H17ZM17 83H15V85L17 84ZM53 83V82H52ZM216 83V82H215ZM219 83V82H218ZM231 83H234V82H231ZM238 83H240V81L238 82ZM256 83V82H255ZM126 84V83H125ZM160 84V83H159ZM203 84V83H202ZM235 84V83H234ZM254 84V83H253ZM20 85V84H19ZM47 85H48V83H47ZM142 85V84H141ZM230 85H232V84H230ZM21 86V85H20ZM201 86V85H200ZM235 86H236V84H235ZM246 86V85H245ZM15 88H17L16 86H14ZM52 87V86H51ZM179 87V86H178ZM220 87V86H219ZM234 87V86H233ZM243 87V86H242ZM251 87V86H250ZM21 88H22V86H21ZM42 88V89H43ZM198 88V87H197ZM205 88V87H204ZM204 88H202L203 90H205ZM228 88V87H227ZM235 88H237V87H235ZM235 88H234V90H235ZM253 88V87H252ZM260 88V87H259ZM258 88V89H259ZM29 89V90H30ZM165 89V90H166ZM200 89V88H199ZM217 89H218V87H217ZM238 89V88H237ZM254 89V88H253ZM25 90V89H24ZM31 90L29 91V92H31ZM190 90V89H189ZM215 90V89H214ZM231 90V89H230ZM243 90V89H242ZM261 90V89H260ZM10 91V90H9ZM13 92L15 91V90H12ZM26 91V90H25ZM151 91V90H150ZM149 91V92H150ZM196 91V90H195ZM199 91V90H198ZM211 91V90H210ZM219 91V90H218ZM255 91V90H254ZM8 92V91H7ZM7 92H5V96L7 95L6 93ZM16 92H19V91H16ZM20 92H22L21 90H20ZM19 92V94H21ZM27 92H28V90H27ZM26 92V93H27ZM45 92V91H44ZM85 92V91H84ZM141 92V91H140ZM166 92V91H165ZM170 92V91H169ZM194 92V91H193ZM232 92H237V91H232ZM240 92V91H239ZM11 93V92H10ZM48 93V92H47ZM182 93V92H181ZM195 93V95H196V92H194ZM200 93V92H199ZM205 93V92H204ZM238 93V92H237ZM236 93V94H237ZM248 93V92H247ZM251 93V92H250ZM255 93V92H254ZM13 94V93H12ZM17 94V93H16ZM32 94V93H31ZM183 94H184V91H183ZM186 94V93H185ZM184 94V95H185ZM192 94V93H191ZM203 94V93H202ZM201 94V95H202ZM226 94H229V93H226ZM257 93H255V95H256ZM25 96V98L27 97L26 96V94H24ZM181 96H182V94H180ZM198 95V94H197ZM254 95V94H253ZM258 95V94H257ZM5 96H4V98H5ZM10 96H12L11 94H10ZM17 96V98L19 99V101H21V104L23 105V111H25V113L26 114H29V113H31L32 114V108H31V105H32V103H31V105H30V101L28 100V102L27 101H25L24 100V98H22L21 96H22V94H21V96H19L18 94L16 95ZM33 96H32V100L34 99L33 98ZM169 96V95H168ZM186 96V95H185ZM188 96V95H187ZM193 96V95H192ZM190 97V96H188V98L190 99H188V100H186V102H187V108L186 109H188L189 111L190 110H192V109H190V105H189V103L190 102H192L193 104L195 103V100H196V98H197V100H198V102H196V103H198L199 104V106L201 105H203L204 104V102H203V97H202V99H201V96L200 97H198V96H196V98L194 99V97ZM206 96H208L207 94H206ZM219 96V95H218ZM221 96V95H220ZM9 97V96H8ZM52 97V96H51ZM102 97V96H101ZM154 97V96H153ZM158 97V96H157ZM184 97V96H183ZM246 97V96H245ZM14 98V97H13ZM37 98V97H36ZM39 98V97H38ZM41 98V97H40ZM83 98V97H82ZM158 98H160V97H158ZM179 98H181V99H185V98H182V97H179ZM225 98V97H224ZM229 98V97H228ZM228 98H226V99H228ZM15 99V98H14ZM28 99V98H27ZM54 99V98H53ZM98 99H99V97H98ZM105 99V98H104ZM127 99V98H126ZM187 99V98H186ZM221 101L223 102V97H221ZM246 99H247V97H246ZM5 100V99H4ZM9 100V99H8ZM179 100V99H178ZM207 100V99H206ZM206 100H205V103H206ZM7 101V100H6ZM42 101V100H41ZM102 101V100H101ZM125 101V100H124ZM183 101V100H182ZM226 101V100H225ZM3 102V101H2ZM35 102V101H34ZM50 102V101H49ZM93 102V101H92ZM98 102V101H97ZM109 102L110 101H104L103 100V102H102V104L101 105H99V106H102V107H104L103 109H104V112H105V115H103L104 117V122L102 121V119H101V123H103V124H101L100 123V125H97V124H99L98 122H99V118H100V116L98 117V114L99 113H97V111H96V113H95V111L94 110H97V108L96 107H94L93 108V106H88L89 107V109H90V113H89V117L88 118H86L85 116V121H87L88 123H89V121H94V123L96 122V121H98L97 123H96V126L98 127V131H95V130H93L92 132H93V134H92V132H91V128L88 130L89 132V134L91 135V137H92V139L89 137H87L88 138V145L87 146H91L92 147V149H94V148H97L98 149V153L102 156V155H104V157H105V159L107 160V162H105V164H104V167H105V169L104 170H110V171H112L114 168H116L117 167V161H118V159L120 160V158L119 157H121V155L119 156V157H117L118 156V151H111V148H112V146L110 147V148H108V149H110V150H108L107 148H106V146L104 145L105 144V138L106 137H108L109 138V136H106V133H105V131H104V127L105 126H109V127H112V128H110V129H114V131L116 130V129H118L119 130V124H122V128H123V123L121 122V123H119L120 121H117L116 120V116H114L113 114H111L109 111H108V109L110 108L109 107ZM115 102V101H114ZM203 102V103H202ZM221 102V103H222ZM7 103H10V102H8L7 101ZM20 103V102H19ZM84 103V102H83ZM111 103H112V101H111ZM110 103V104H111ZM191 103V104H192ZM224 103V102H223ZM226 103H227V101H226ZM230 103V102H229ZM242 103V102H241ZM2 104V103H1ZM88 104H89V102H88ZM167 104V103H166ZM170 104V103H169ZM42 105V104H41ZM90 105V104H89ZM173 105V104H172ZM185 105V104H184ZM197 105V104H196ZM209 105V104H208ZM225 105V104H224ZM227 105V104H226ZM229 105V104H228ZM260 105V104H259ZM95 106V105H94ZM98 106V107H99ZM111 107H112V109H114L113 107L114 106H112V105H110ZM159 106V105H158ZM168 106V105H167ZM171 106V105H170ZM174 106V105H173ZM193 106H195V105H193ZM223 106V105H222ZM32 107H34V105L32 106ZM165 107H166V105H165ZM203 107H205V104H204V106H202V107H200V108H202L203 109ZM0 108H1V106H0ZM8 108V107H7ZM59 108V107H58ZM65 108V107H64ZM83 108V107H82ZM149 108V107H148ZM171 108V107H170ZM194 108V107H193ZM197 108H199V107H197ZM223 108V107H222ZM226 108V109H225ZM225 110H227L228 108L225 106ZM234 108H235V106H234ZM233 108V109H234ZM258 108V109H257ZM262 108L264 109V107H256V109L257 110H259V111H257V112H260L261 110H262ZM1 109H4L5 110V108H1ZM33 109H35V108H33ZM51 109V108H50ZM71 109V108H70ZM167 108H165V110H166ZM184 109V108H183ZM185 109V110H186ZM196 109V108H195ZM194 109V111H196ZM206 109H207V107H206ZM235 109H237V108H235ZM36 110V109H35ZM56 110V109H55ZM58 110V109H57ZM110 110V109H109ZM118 110V109H117ZM204 110V109H203ZM2 111V110H1ZM6 111V110H5ZM34 111V110H33ZM68 110H66V111H64L62 114V116H58V115H55V116H52L53 117V121H55V122H57V124H58V122H60V121H63L64 119H70V113H68L67 112ZM79 111V110H78ZM121 111V110H120ZM132 111V110H131ZM193 111V110H192ZM198 111V110H197ZM223 111V110H222ZM221 111V112H222ZM230 111V110H229ZM228 111V112H229ZM237 110H232L231 111V113H233L234 112V114H235V112H236ZM240 111V110H239ZM239 111H238V113H239ZM60 112V111H59ZM98 112H99V110H98ZM175 112V111H174ZM202 112V111H201ZM263 112H264V110H263ZM6 113H8V112H6ZM34 113V112H33ZM42 113V112H41ZM73 113V112H72ZM117 113V112H116ZM206 113V112H205ZM223 113H224V111H223ZM222 113V114H223ZM225 113H226V117H224L225 119V121L228 123V124H226V126L225 127H227V125H229V123H230V119H229V114L225 111ZM9 114V113H8ZM23 114V113H22ZM30 114V115H31ZM55 113H53L52 115H54ZM75 114V113H74ZM118 114V113H117ZM202 114V113H201ZM200 114V115H201ZM236 114H237V112H236ZM235 114V115H236ZM257 114V113H256ZM34 115H37V114H35L34 113ZM44 115V114H43ZM119 115V114H118ZM203 115V114H202ZM7 116V115H6ZM9 116H11V115H9ZM38 117H39V115H37ZM50 116V115H49ZM76 116V115H75ZM204 116V115H203ZM231 116H233V114L231 115ZM230 116V118H231V121H233V120H235V119H232V117ZM237 116V115H236ZM239 116V115H238ZM3 117V116H2ZM4 117H5V115H4ZM16 117V116H15ZM51 117V118H52ZM136 117H138V116H136ZM135 117V118H136ZM142 117V116H141ZM171 117V116H170ZM186 117V116H185ZM235 116H233V118H234ZM7 118V117H6ZM30 120H31V118L30 117H28ZM27 117H26V115H24L23 117H21L19 120H16V118H13V119H15L16 121H17V123H15L14 121L15 120H13V122L14 123H12V120L11 121H9L8 119H4V120H2V127H0V138L2 139V141H4V143H6V145L8 144L11 148H12V146H15L16 144H15V142L17 143V139L19 138V137H24V138H26V139H29V138H31V137H33L34 135H36V138L38 139V140H36L37 142L36 143H38V146L39 147H41L42 148V150L44 149V150H46V151H48V150H52V149H54L53 147H54V145L57 143V142H55V143H53L54 142V140H53V142L52 141H50V140H52V139H48V137L49 136H45V134L44 133H42L41 131H39V130H37L38 132H32L33 130H31V129H36L35 128V126L32 124L33 122V120L32 121H30L29 119H28ZM33 118V117H32ZM41 118V117H40ZM140 118V117H139ZM220 118V117H219ZM238 118H240V116L238 117ZM237 118V119H238ZM252 118H253V116H252ZM251 118V119H252ZM258 118H259V116H258ZM11 119V118H10ZM35 119H38V118H34V120ZM42 119V118H41ZM88 119V120H87ZM97 119H99V120H97ZM117 119H118V117H117ZM146 119H148V118H145V119H143V118H141V119H139V123L141 124V127L140 128H137V130H135V131H137V133H136V138H134V140H133V142H132V144L134 145V147L136 148V149H138V150H143V148L146 146V147H148L147 145H149V142L151 141L152 142V140H153V138L152 139H150L149 140V142H148V140H146L147 138H148V136H147V138L145 139V134L147 133L146 131V129H152V120L151 121H149V120H146ZM264 119V118H263ZM1 120V119H0ZM118 120H121V119H118ZM262 120V119H261ZM73 121V120H72ZM117 121V122H116ZM138 121V120H137ZM136 121V122H137ZM241 121V120H240ZM249 121V120H248ZM36 122V121H35ZM38 122V121H37ZM44 122V121H43ZM87 122H86V124H87ZM234 122V121H233ZM39 123V122H38ZM38 123H36L37 125H38ZM105 123V124H104ZM119 123V124H118ZM172 123H174V122H172ZM60 124V123H59ZM85 124V125H86ZM91 124V123H90ZM93 124V123H92ZM125 125H126V123H124ZM137 124V123H136ZM140 124H138L139 126H140ZM220 124V123H219ZM234 124V123H233ZM239 124H240V122H239ZM249 124V123H248ZM251 124V123H250ZM262 125H264V123H261ZM259 125L258 127L259 128H256V126H255V128H256V130L258 131V129H262L263 130V127L261 128V126L262 125ZM94 125V124H93ZM92 125V126H93ZM103 125V126H102ZM124 125V126H125ZM188 125V124H187ZM257 125V124H256ZM13 126V127H12ZM39 127H40V125H38ZM233 126V125H232ZM241 126H242V124H240V127L239 128H241ZM246 125H244L243 126V128L245 127ZM251 126V125H250ZM253 126V127H254ZM55 127V126H54ZM81 127V126H80ZM126 127V126H125ZM230 130H232V129H234V127H232V129H231V124H230ZM228 127V128H229ZM107 128V127H106ZM127 128V127H126ZM238 128V129H239ZM246 128H247V126H246ZM246 128H245V130L244 129H240V130H244L243 131V133H242V131H241V136L242 135H244L245 137V139L247 138L246 137V134L244 133V132H246V131H248V130H246ZM254 128V129H255ZM15 129H17V130H15ZM38 129V128H37ZM42 129V128H41ZM97 129V128H96ZM237 129V130H238ZM247 129H250V127L249 128H247ZM45 130V129H44ZM75 130V129H74ZM121 130H123V129H121L120 128V131H119V133H121L122 131ZM224 130V129H223ZM226 130V129H225ZM230 130L229 129H227L226 130V133L228 134V132L227 131H229L230 132ZM240 130H238V131H240ZM251 130V129H250ZM46 131V130H45ZM85 131V130H84ZM117 131V130H116ZM115 131V132H116ZM131 131V130H130ZM148 131H151V130H148ZM159 131V130H158ZM202 131V130H201ZM264 131V130H263ZM47 132V131H46ZM45 132V133H46ZM50 132H52V131H50ZM73 132V131H72ZM77 132V131H76ZM76 132H73L74 134L73 135H71L70 137H71V142H68V141H66V142H68V143H66V142H61L62 143V147H63V149H65V150H63L62 149V151H64V152H66V158L64 157V156H62V157H64L65 159H62V157L61 158H59V157H57V155H59L60 153H58L57 155H55V157L52 159V160H54L52 163V170H50L49 171V169H48V175H49V177H48V179H49V182H48V184L50 183V188H51V184L52 185H54L55 187H61L62 188V186L64 185V190L65 191H60L59 193V202H61L62 201V203L64 204V207L67 209V210H69L70 212H71V214H69V220H68V226L72 229V231L73 232H75V233H85L84 232V230H85V228H84V230H83V228H82V226H81V224L77 221V219L73 216V214H75V211L77 210V204H75L76 203V201H75V199H73V197H72V194H71V192H70V189H68L69 191H66L67 189H66V187L68 186V184L67 183H69L70 181H71V179H73L74 177H72L73 175H69V178H70V176H71V178H70V181L69 182H67L66 183V179L65 180H61V179H59V177H60V175L58 176V173L59 172H61V175L64 173H66L65 175H67L68 174V172H69V174H71L70 173V170L69 169H71L72 167V165H75L74 164V160H75V158L78 156V155H76L77 153H79V150L77 151V153H76V147L77 148H79V147H84V145H86L85 144V142H83L82 141V139L81 140H79L80 138H79V135L76 133ZM81 132V131H80ZM111 132V131H110ZM256 132V131H255ZM261 131L259 130L258 132H256L255 133V135L257 134V133H260ZM35 133V134H34ZM38 133V134H37ZM49 133V132H48ZM66 133V132H65ZM126 133V132H125ZM164 133V132H163ZM224 133V132H223ZM231 133V132H230ZM232 133H235L233 130H232ZM239 134H240V132H238ZM262 133V132H261ZM261 133H260V135H261ZM264 133V132H263ZM51 134V133H50ZM49 134V135H50ZM53 134V136H55L56 137V132L55 133H52ZM58 134V133H57ZM149 134V133H148ZM186 134V133H185ZM236 134H237V132H236ZM17 135V139H16V136ZM46 135H48V134H46ZM59 135V134H58ZM78 135V136H77ZM108 135V134H107ZM151 135V137L152 136H154V135H152V133L150 134ZM157 135V134H156ZM155 135V136H156ZM225 135V134H224ZM228 135H230V134H228ZM234 135V134H233ZM250 135H252V133H248V136H250ZM254 134H253V136H255ZM259 134H257V136H258ZM52 136V135H51ZM69 136V135H68ZM234 136H236V135H234ZM234 136L231 138V140H230V145L231 144H235L234 142H236L237 141V139L236 138H234ZM237 136H239L238 134H237ZM236 136V137H237ZM264 137V135H261V137ZM59 137H60V135H59ZM70 137L69 138H67V139H70ZM224 137H226L227 138V135L226 136H224ZM52 138V137H51ZM58 138V137H57ZM156 138V137H155ZM159 138V137H158ZM158 138H157V140H158ZM164 138V137H163ZM221 138V137H220ZM228 138H230V137H228ZM239 138H241V137H239ZM238 138V139H239ZM243 138V144H245L244 143V141L246 142L247 140H245ZM250 138H252V137H250ZM249 138V139H250ZM260 137H258V139H259ZM35 139V138H34ZM55 139V138H54ZM90 139V140H89ZM107 139V138H106ZM120 139V138H119ZM193 139V138H192ZM210 139V138H209ZM235 139H236V141H235ZM255 139V138H254ZM262 139V138H261ZM260 139V140H261ZM17 140V141H16ZM59 140H61V139H59ZM225 140H227V139H225ZM252 141H253V139H251ZM250 140V141H251ZM108 141V140H107ZM114 141V140H113ZM173 141V140H172ZM242 141V140H241ZM240 141V142H241ZM256 142H257V137H256V140H255ZM263 141V140H262ZM59 142V141H58ZM59 142V143H60ZM155 142V141H154ZM226 142H228L229 143V139L227 140V141H225V143ZM261 142V141H260ZM259 142V143H260ZM61 143H60V145H61ZM118 143V142H117ZM122 142H120V144H121ZM170 143V142H169ZM172 143H176L175 141L174 142H172ZM221 143H223V142H221ZM224 143V144H225ZM237 143H238V141H237ZM236 143V144H237ZM247 143V142H246ZM248 143H251V142H249L248 141ZM262 143L263 142H261V145H262ZM32 144V143H31ZM34 144V143H33ZM58 144V143H57ZM56 144V145H57ZM107 144V143H106ZM111 144V143H110ZM132 144H130V145H132ZM153 144V143H152ZM198 144V143H197ZM201 144V143H200ZM253 144V143H252ZM256 144H258V143H256ZM264 144V143H263ZM59 144L57 145L58 147L60 146ZM114 145V144H113ZM116 145V144H115ZM118 145V144H117ZM121 145H123V144H121ZM125 145V144H124ZM175 145V144H174ZM209 145V144H208ZM237 145H240V143L239 144H237ZM94 146V147H93ZM110 146V145H109ZM109 146H107V147H109ZM150 146V145H149ZM246 146H247V144H246ZM17 147V146H16ZM35 147V146H34ZM56 147V146H55ZM57 147V148H58ZM61 147V148H62ZM131 147V146H130ZM145 147V148H146ZM178 147V146H177ZM177 147H174V151H175V148H177ZM197 147H198V145H197ZM227 147V146H226ZM233 147H237V146H233ZM249 147V148H248ZM251 146H250V144H249V146H247V148H245V149H250V151H251V148H250ZM264 147V146H263ZM262 147V148H263ZM14 148V147H13ZM12 148V149H13ZM19 148H20V146H19ZM57 148H56V150H57ZM144 148V149H145ZM229 148H231L232 149V145H231V147H227V149L229 150ZM252 148H254L253 147V145H252ZM258 148V147H257ZM255 148V152L259 149H261L260 151H262V150H264V148L262 149L261 147L260 148ZM11 149V150H12ZM17 149H18V147H17ZM21 149H22V146H21ZM59 149H60V147H59ZM58 149V150H59ZM88 149V148H87ZM113 149V148H112ZM120 149V148H119ZM125 148L123 147V149L122 150H124ZM178 149V148H177ZM177 149H176V151H177ZM197 149V148H196ZM200 149H202V148H200ZM205 149V148H204ZM16 150V149H15ZM19 150V153L20 154H18L17 156H19V155H21V159L18 161V163L17 164H15L14 162H13V160H11L10 159V157L8 156V157H6V152H3L2 153V161H0V211L2 212H8V213H10V216H12L11 215V212H15L16 214H17V216H18V212L22 209V206H25L24 205V202L25 201H27V200H24L23 198L25 197L23 194V196L24 197H22V195L15 189V187L17 186V184L18 183H20L22 180V175H23V172H24V170H25V158L26 157H24V156H22V151L20 150V149H18ZM23 150V149H22ZM32 150V149H31ZM50 150V151H51ZM55 150V149H54ZM55 150V151H56ZM57 150V151H58ZM61 150V149H60ZM91 150V149H90ZM95 150V149H94ZM199 150V149H198ZM234 150H235V148H234ZM236 150H237V148H236ZM17 151V150H16ZM45 151V152H46ZM53 151V150H52ZM51 151V152H52ZM119 151H121V150H119ZM125 151V150H124ZM123 151V152H124ZM128 151V150H127ZM127 151H125L126 153H127ZM181 151V150H180ZM184 151V150H183ZM199 151H201V150H199ZM49 152V151H48ZM63 152V154H65ZM116 152H118V153H116ZM122 152V151H121ZM122 152V153H123ZM195 152V151H194ZM201 152H203V151H201ZM246 152H247V150H246ZM17 153V152H16ZM54 153V152H53ZM56 153V152H55ZM95 153V152H94ZM139 152L138 151H136L135 152V154H136V156H138L139 154H138ZM144 153V152H143ZM153 153V152H152ZM176 153V152H175ZM181 153V152H180ZM199 153V152H198ZM229 153H230V150H229ZM253 153V152H252ZM261 153V154H260ZM264 152L262 151V152H259V156L261 155V157H262V155H263V157H264V154H263ZM28 154V153H27ZM128 154H130V153H127L126 155H128ZM134 154V153H133ZM138 154V155H137ZM173 154V153H172ZM202 155H203V153H201ZM15 155V154H14ZM61 155V154H60ZM76 155V156H75ZM125 155V156H126ZM164 155V154H163ZM181 155H182V153H181ZM180 155V156H181ZM230 155H231V153H230ZM230 155H228L229 157H230ZM247 155V154H246ZM252 155H254V154H252ZM256 155H258V154H256L255 153V157H257ZM117 157L118 159H117V161H116V159L114 158V157ZM129 156V155H128ZM174 156V155H173ZM176 156V155H175ZM189 156V155H188ZM200 156V155H199ZM204 156V155H203ZM227 156V155H226ZM0 157H1V155H0ZM24 157V158H23ZM30 157V156H29ZM88 157V156H87ZM98 157V156H97ZM103 157V158H104ZM165 157V156H164ZM171 157V156H170ZM169 157V158H170ZM184 157V156H183ZM254 157V159H256ZM262 157V158H263ZM15 158V157H14ZM20 158V157H19ZM159 158V157H158ZM178 157H176V159H177ZM202 158V157H201ZM234 158H235V156H234ZM233 157H232V159L233 160H235ZM249 158H250V162H252L254 159L253 158H251V156H249ZM248 158V156H247V159H249ZM258 158V157H257ZM16 159V158H15ZM51 159V158H50ZM78 159V158H77ZM76 159V160H77ZM96 159V158H95ZM172 160H173V162L171 163V164H174V165H177V166H180L179 164H180V162L179 163H177L178 162V160H180L179 158H178V160H176L175 158H171ZM200 159V158H199ZM216 159V158H215ZM229 159V158H228ZM227 159V160H228ZM231 159V158H230ZM253 159V160H252ZM259 159L261 160V158L259 157ZM264 159V158H263ZM38 160V159H37ZM79 160V159H78ZM170 160V159H169ZM171 160V161H172ZM196 160V159H195ZM204 160V159H203ZM219 160V159H218ZM232 160V162H234ZM259 160V161H260ZM171 161H169V163L171 162ZM229 161V160H228ZM248 161V160H247ZM256 161H257V159H256ZM256 161H253V162H255L256 163ZM263 161V160H262ZM17 162V161H16ZM79 161H77V163H78ZM100 162V161H99ZM144 162V161H143ZM168 162V161H167ZM206 162H208V161H206ZM225 162H227L226 161V159H225ZM229 162H231V161H229ZM252 162V164H253V166L255 165V163H253ZM258 162V161H257ZM264 162V161H263ZM259 163L260 165H259V167L257 168V166H255V168L257 169H255L253 172H259V174L261 173L262 175H264V163ZM51 163V162H50ZM75 163H76V161H75ZM95 163V162H94ZM136 163V162H135ZM175 163H177V164H175ZM228 163V162H227ZM235 163V162H234ZM121 164V163H120ZM137 164H139V163H137ZM154 164H155V162H154ZM158 164V163H157ZM198 164V163H197ZM204 164V163H203ZM226 164V163H225ZM247 164L248 165H246L247 166V168L249 167V162H247ZM257 164V163H256ZM31 165V164H30ZM205 165H207V164H205ZM205 165H202V173H203V183H209L208 182V180L209 179H211V178H208V177H210V176H208L207 175V169L209 168V167H205ZM209 165V164H208ZM219 165V164H218ZM227 165V164H226ZM229 165H233V164H229ZM234 165H236V164H234ZM234 165H233V168H234ZM258 165V164H257ZM120 166V165H119ZM129 166V165H128ZM132 166V165H131ZM139 166V165H138ZM136 167L135 166V168L137 169V171H138V173L140 174V170H139V167ZM153 166V165H152ZM156 166L157 165H155V168H156ZM170 166V165H169ZM176 166V167H177ZM230 166V167H231ZM245 166V167H246ZM28 167H29V164H28ZM31 167V166H30ZM49 167V166H48ZM57 167H59L60 169H59V172H56V169L55 168H57ZM68 167H71V168H68ZM89 167V166H88ZM97 167V166H96ZM159 165H158V168H157V170L159 169ZM173 167V166H172ZM201 167V166H200ZM225 167V166H224ZM47 168V167H46ZM134 168V167H133ZM132 168V169H133ZM148 168V167H147ZM177 168H179V167H177ZM228 168V170H229V173L231 172L230 170L232 169H229V166L227 167L226 166V168H224V169H227ZM236 168V167H235ZM234 168V169H235ZM250 168V167H249ZM251 168H252V166H251ZM251 168L248 170V169H246V175L248 174V175H251V173H247V170H248V172L251 170ZM58 169V168H57ZM91 169V168H90ZM112 169V170H111ZM121 169V168H120ZM222 169V168H221ZM223 169V170H224ZM253 169H254V167H253ZM27 170V169H26ZM25 170V171H26ZM79 170V169H78ZM100 170H101V172H100ZM122 170V169H121ZM149 170V169H148ZM154 170V169H153ZM162 170V169H161ZM186 170V169H185ZM236 170V169H235ZM234 170V172L236 173L237 172V170L235 171ZM89 171V170H88ZM115 171V170H114ZM132 171V170H131ZM137 171L135 172V173H137ZM150 171V170H149ZM156 171V170H155ZM159 172H158V174L161 172L160 171V169L158 170ZM212 171V170H211ZM219 171V170H218ZM220 171H222V170H220ZM239 171V170H238ZM244 171H245V169H244ZM252 171V170H251ZM46 172V173H47ZM96 174H98L96 171H94ZM105 172V171H104ZM152 172V171H151ZM232 172H233V169H232ZM255 172V173H256ZM258 172H257V174H258ZM25 174L27 173V172H24ZM46 173H45V175H46ZM89 173V172H88ZM100 173H103L102 172V168L101 169H99V174ZM106 173V172H105ZM133 173H134V169H133ZM134 173V174H135ZM209 173H210V170H209ZM208 173V174H209ZM221 173V172H220ZM219 173V174H220ZM222 173H225V175H226V173L227 172H222ZM73 174V173H72ZM116 175H118V173H115ZM121 174V173H120ZM119 174V175H120ZM139 174H135V175H139ZM157 174V175H158ZM164 174V170H163V172H162V176L161 175H156V173H155V175L156 176H153L152 174V176L149 178V177H146V182L147 183H149V184H153V185H156V184H162V182L163 181H165L163 178H165L166 176L165 175H163ZM165 174H167V173H165ZM192 174V173H191ZM216 174V173H215ZM217 174H218V172H217ZM228 174V173H227ZM233 174V173H232ZM237 174H240V173H237ZM254 174V173H253ZM251 175V178H253L252 176H254V175ZM30 176H31V174H29ZM75 175V174H74ZM78 175H79V173H78ZM84 175V174H83ZM88 175V174H87ZM87 175H85V176H87ZM92 175H94L93 173H92ZM102 175V174H101ZM134 175V176H135ZM245 175V176H246ZM256 175V174H255ZM261 175V176H262ZM26 176L28 177V175L26 174ZM25 175H24V178H26L27 179V177H26ZM64 176V175H63ZM63 176H61V177H63ZM95 176V175H94ZM94 176H92V177H94ZM103 176H105V174H103ZM103 176L101 177V176H97V177H100L101 179H102V184L101 183H98L97 181H95L96 179H92L91 178V176H88L87 178H85V180H84V183H85V181H86V183H87V185L86 186H88L89 187V189H90V193L94 196V198L96 197L98 200L97 201H99V202H97L98 204H97V208H94L93 209V211H92V214H93V218H95L94 220L96 221V223H93L94 225L96 224L97 225V228L96 229H99V233H101V234H99L98 233V235L100 236H98L97 238L95 237L96 235H95V233L94 232H92V233H94L93 235H95V236H92V238L93 239H91V244L93 245V247L94 246H98V245H100L102 248H103V250H104V244L103 245H101L100 244V241L101 240H103L102 238H105V239H107V238H109V237H111V239L113 238V239H117L118 241L120 240V242H121V240H122V244L121 243H118V241H117V243L118 244H120V246H119V248L117 247V248H115V244H116V242L114 243V245L115 246H113L114 248H112L113 250H115L116 251V253L117 252H119L120 253V251H121V253H122V258H120V259H122V260H120V261H118L117 259H116V261H118L116 264H137L138 262V264H140V262L141 261H139V258L141 257V250L139 249V252H141L140 254H138L137 253V248H138V246H136L137 244H134L133 243V241L131 242V241H129L130 239H128V241H127V239L126 238H128V237H126V236H128V233H129V237H131V239H132V237H133V239H137V241H138V238L136 237V234H137V236H138V234H139V236H141L142 235V233H145V232H147V234H149L151 231H152V229H151V231H150V229H149V227L150 228H152L150 225H149V227H147L148 225H146L145 223V221H144V218H142L141 217V212H140V214H139V212L137 213L136 211V214H135V216H133L132 217V220H131V223L129 224V227L128 228H126V227H124L123 226V224L121 223L122 221H121V217L123 216V218H124V215H122L121 214V209H122V206L124 205L123 203H124V200H123V197H122V195H120L118 192H122L123 193V191L125 190V189H127V190H129L128 192H130L131 193V195H140L141 194V192H140V190H139V186L136 188L132 183L130 184L129 182V178L128 177H126V176H122V175H120V177H118V176H116V180L115 181H113V180H110V181H113V182H109V180H106V178H105V180L103 179ZM111 176V175H110ZM122 176V177H121ZM140 176V175H139ZM202 176V175H201ZM232 176H234V174L232 175ZM232 176H231V178H232ZM237 176V175H236ZM257 176V175H256ZM255 176V177H256ZM67 177H68V175H67ZM96 177V178H97ZM112 177V176H111ZM132 177V176H131ZM168 177V176H167ZM217 177V176H216ZM220 177V176H219ZM222 177V176H221ZM220 177V178H221ZM227 177V176H226ZM225 177V179H226V181H227V184H228V182L230 183V180L231 179H229L228 177H230V174H229V176L226 178ZM239 177V176H238ZM259 177H260V175H259ZM263 177V176H262ZM262 177H260L261 179H262ZM75 178H76V176H75ZM83 178H84V176H83ZM115 178V177H114ZM113 178V179H114ZM125 178H128L129 180H127V179H125ZM140 178V177H139ZM143 178V177H142ZM190 178V177H189ZM248 178H249V176H248ZM26 179H23L24 181L26 180ZM34 179V178H33ZM47 179V178H46ZM57 179H59V180H61V181H57ZM63 179V178H62ZM97 179H99V178H97ZM100 179V180H101ZM168 179H170V178H168ZM167 178H166V180H168ZM224 179V180H225ZM233 179V178H232ZM237 179V178H236ZM241 179V178H240ZM240 179L238 180L239 182H240ZM250 179V178H249ZM249 179H247V180H249ZM43 180V179H42ZM77 180V179H76ZM178 181H179V179H177ZM215 180V179H214ZM220 180V179H219ZM223 180V181H224ZM246 180V181H247ZM254 180L255 179H251V182L253 181L254 182ZM256 180H257V178H256ZM255 180V181H256ZM63 181H65L64 183L65 184H67V186L65 185V184H63L62 186H61V182H63ZM99 181V180H98ZM134 181V180H133ZM213 181V180H212ZM221 181V180H220ZM237 181V182H238ZM258 181H259V179H258ZM257 181V182H258ZM262 181V180H261ZM23 182V181H22ZM72 182V181H71ZM70 182V183H71ZM116 182V183H115ZM215 182V181H214ZM218 182V181H217ZM239 182H238V184H239ZM249 183H250V189H252L251 187H253V186H251V182L250 181H248ZM263 183H264V180L262 181ZM163 183H167V181L166 182H163ZM176 183L177 184H179V182H177L176 181ZM180 183H181V181H180ZM198 183V182H197ZM202 183V184H203ZM211 183V182H210ZM233 183V182H232ZM248 183V184H249ZM254 183H256V182H254ZM260 183V182H259ZM263 183H261V184H263ZM134 184H135V182H134ZM187 184H189V183H187ZM231 184V183H230ZM247 184V185H248ZM18 185H20V184H18ZM171 185V184H170ZM191 185V184H190ZM214 185V184H213ZM253 185V184H252ZM163 186V185H162ZM203 186V185H202ZM205 186V185H204ZM207 186H209L210 187V185L208 184ZM230 186V185H229ZM228 185L226 186V187H229ZM234 186V185H233ZM236 186H237V184H236ZM239 186H241V185H239ZM238 186V187H239ZM257 186V185H256ZM258 186H261V185H258ZM262 186H264V185H262ZM26 187V186H25ZM54 187V188H55ZM79 187V186H78ZM157 187V186H156ZM159 187H161V186H159ZM188 187V186H187ZM224 187V186H223ZM237 187V188H238ZM242 187V186H241ZM248 187V186H247ZM20 188V187H19ZM18 188V189H19ZM69 188H70V186H69ZM72 188V187H71ZM194 188V187H193ZM211 188L213 189V187H212V183H211ZM231 188V187H230ZM254 188V187H253ZM80 189V188H79ZM158 189V188H157ZM160 189V188H159ZM175 189V188H174ZM174 189H172L173 191H174ZM198 189V188H197ZM205 189H206V195H208L209 193H210V195L212 194V196H213V193H211V191H212V189H211V191L210 190H208V188L205 186ZM228 189V188H227ZM239 189H242V188H240L239 187ZM264 189V188H263ZM58 190V189H57ZM61 190H63V189H61ZM76 190V189H75ZM75 190H73V192L75 191ZM81 190V189H80ZM80 190H79V192H80ZM176 190V189H175ZM230 190H232V189H230ZM235 190V189H234ZM233 190V191H234ZM238 190V189H237ZM254 189H252V193H253V195H254V192L255 191H253ZM19 191H22V190H19ZM126 191V190H125ZM152 191V190H151ZM157 191V190H156ZM162 191V190H161ZM172 191V192H173ZM197 191V190H196ZM210 191V192H209ZM236 191V190H235ZM243 191V190H242ZM241 191V192H242ZM44 192V191H43ZM78 192V191H77ZM78 192V193H79ZM144 192V191H143ZM148 192V191H147ZM158 192V191H157ZM159 192H160V190H159ZM158 192V193H159ZM184 192V191H183ZM237 192V191H236ZM240 192V191H239ZM241 192H240V194L239 195H241ZM256 192H257V189H256ZM23 193V192H22ZM75 193V192H74ZM73 193V194H74ZM158 193H155L156 195L154 196V197H156V198H159V199H161V197H160V194H161V192H160V194H158ZM176 193H177V191H176ZM175 193V194H176ZM230 193L232 194V192L230 191ZM230 193H228V194H230ZM43 194V193H42ZM108 194V195H107ZM125 193H123V195H124ZM129 194V193H128ZM177 194H179V193H177ZM176 194V195H177ZM182 194V193H181ZM230 194V195H231ZM234 194V193H233ZM256 194V193H255ZM27 195V194H26ZM170 195V194H169ZM172 195V194H171ZM174 195L175 197H178L179 195ZM205 195V197H207ZM230 195H228V196H230ZM242 195H243V193H242ZM242 195H241V199H238L239 198V196H238V192H237V194H234V196H231L230 197V199H229V202H231L232 204H233V207H232V205L230 204V206H231V208H233L234 210V215L235 216H237L238 217V222H237V225H236V227L238 226V224H239V228L237 229V230H239L240 229V231L238 232H236V229L234 230V232H236L237 234L239 233V235H237L236 233V237L238 238V239H240V241H239V246H238V248H237V250L234 248V246H233V248L235 249V250H231V251H237V253L235 254V255H237V257H234V261L233 262H235V258L239 261H237L238 262V264H247V256H246V253L248 254V252H246L245 253V251H247V250H245L246 249V241H245V239L244 238H246L247 237V239H248V241H249V238L251 237V235L249 234L248 235V233L246 232V228H245V215H247L248 217H249V214L251 213V211H249L248 210V208L249 207H247V210L248 211H246V212H244V211H242L241 209H240V206H239V202H240V200H242L244 197H242ZM252 195V196H253ZM166 196V195H165ZM174 196H170V197H174ZM184 196V195H183ZM258 196V195H257ZM130 197V196H129ZM137 197V196H136ZM152 197H153V195H152ZM163 197V196H162ZM169 197V198H170ZM180 197H181V195H180ZM208 197H210L209 195H208ZM250 197H251V195H250ZM26 198V197H25ZM133 198V197H132ZM139 198V197H138ZM138 198H137V200H136V202H134V203H138L137 205H139V201L140 200H138ZM155 198V199H156ZM168 198V196H167V199H169ZM183 198V197H182ZM212 198V197H211ZM210 198V199H211ZM215 198V197H214ZM214 198H213V200H214ZM218 198H219V196H218ZM218 198H216V199H218ZM252 198V197H251ZM262 198V200L264 199L263 198V196L261 197ZM44 199V198H43ZM127 199V198H126ZM144 199V198H143ZM163 199V198H162ZM164 199H165V197H164ZM163 199V200H164ZM175 199V198H174ZM179 199V198H178ZM57 200V199H56ZM61 200V201H60ZM148 200V199H147ZM153 200H154V198H153ZM176 200V199H175ZM175 200H173V202H171V205L173 206V204L172 203H175L174 201ZM181 200V199H180ZM179 200V201H180ZM238 200H239V202H238ZM253 200H254V198H253ZM261 200V202H264V201H262ZM74 201H75V203H74ZM130 201V200H129ZM198 201H200V200H198ZM207 201H208V199H207ZM210 201H212V199L210 200ZM209 201V202H210ZM216 201V200H215ZM243 201H244V199H243ZM246 201V200H245ZM164 202V201H163ZM177 202V201H176ZM214 202V201H213ZM216 202H218V201H216ZM215 202V203H216ZM251 202V201H250ZM253 202V201H252ZM51 203V202H50ZM58 203V202H57ZM133 203V204H134ZM165 203V202H164ZM182 203V202H181ZM183 203H185V202H183ZM183 203H182V205H183ZM212 203V202H211ZM214 203V204H215ZM247 203H248V201H247ZM256 203V202H255ZM255 203H254V205H255ZM28 204V203H27ZM62 204V205H63ZM120 204H122V206H119ZM132 204V205H133ZM135 204V206H137ZM161 204V203H160ZM160 204H156L157 205V207H158V209L156 210V209H154L158 214H159V217H161V216H164V217H167L168 216V214H169V216H170V214H171V212H169V210L170 209H172V208H169V210H168V208H164V207H162L163 205H160ZM166 204V203H165ZM213 204V203H212ZM218 205L220 204V203H217ZM216 204V205H217ZM228 204V203H227ZM242 204V203H241ZM263 204L264 203H262V207H263ZM126 205V204H125ZM147 205V204H146ZM176 205V204H175ZM180 205L181 204H178L177 206H179V211H180ZM181 205V206H182ZM223 205V204H222ZM222 205H220V206H217L218 208L220 207L221 209H223V207H222ZM249 204H247V206H248ZM134 206V207H135ZM183 206H186V205H183ZM212 206V205H211ZM214 206V205H213ZM242 207H243V205H241ZM255 206H257L256 208L257 209H259L258 207V205H255ZM27 207V206H26ZM80 207V206H79ZM119 207H121L120 209H119ZM138 208L140 207V206H137ZM136 207V208H137ZM155 207V206H154ZM209 207V206H208ZM215 207V206H214ZM246 207V206H245ZM132 207H129V206H126V211H130V209H131ZM184 208V207H183ZM182 208V209H183ZM218 208H217V210H218ZM255 208V209H256ZM264 208V207H263ZM262 208V209H263ZM28 209V208H27ZM26 209V210H27ZM37 209H39V208H37ZM79 209V208H78ZM178 209V208H177ZM190 209V208H189ZM215 209V208H214ZM252 209V208H251ZM261 209V210H262ZM25 210V209H24ZM133 210V209H132ZM139 210V209H138ZM174 210H175V208H174ZM199 210V209H198ZM202 210V209H201ZM210 210V213H211V209H209ZM224 210V209H223ZM33 211H35V210H33ZM58 211V210H57ZM91 211V210H90ZM172 211V210H171ZM203 211V210H202ZM214 211V210H213ZM212 211V212H213ZM216 211V210H215ZM219 211H221L220 209H219ZM219 211H217L218 213H216V214H212V215H215L216 217H217V219H218V221L220 222V225H221V223H222V225L224 226L225 225V222H224V217H226L225 216V211L224 212H222V213H220ZM227 211V210H226ZM256 211V210H255ZM258 212H260V209L259 210H257ZM0 212V213H1ZM27 212H29V211H27ZM42 212V211H41ZM69 212V213H70ZM79 212V211H78ZM77 212V213H78ZM123 212V211H122ZM172 212H174V211H172ZM199 212V211H198ZM198 212L197 213H195L196 214V217H193V212L192 211H190V210H188V209H186V208H184L183 209V211L181 212L182 213V216H183V218L181 219V220H183V227H186V228H188V230L189 229H191L192 227H193V230H191L192 231V234L194 233L193 231L195 230V226H196V228L198 229V232H200V235H199V233H197V235H198V237L196 236L195 238H194V241H196L195 239L197 238L198 239V242L196 241V243L194 244V242H193V244H194V246H192V254H193V257H194V259H195V261L197 262V264H215V258H217V263L218 264H226L227 263V261H226V263H224V262H222V260L221 259H223V261L225 260L224 258H226V257H228V256H226L225 257V255L226 254H228V255H231L229 252H231V251H229L230 250V247L232 246V244L234 245V242L232 243L231 242V244H229L228 246H230V247H228L227 248V246H225L226 245V243L228 242H226V240L224 241V243H225V245H223L224 243L222 242V240H221V242H220V245L222 246H218L217 245V247H215V250H216V253H217V255L215 256L214 255V250H213V246L211 247V243H209V241L208 240H201V241H203V242H201V241H199V238H202V239H206L207 237H204L205 236V232H206V230L208 229L209 231H210V229H211V227H212V229H213V226H211L210 227V229L209 228H206L205 227V224H204V222L206 221H203L204 219L203 218H205V217H201L199 214H198ZM206 212V211H205ZM232 212V211H231ZM247 212H250L249 214H247ZM257 212V213H258ZM5 213V214H6ZM7 213V214H8ZM21 213H23L22 211H21ZM38 213V212H37ZM48 213V212H47ZM155 213V212H154ZM200 213V212H199ZM246 213V214H245ZM253 213H256V212H253ZM262 214L264 213V211H262L261 212ZM260 213V214H261ZM6 214V215H7ZM15 214V215H16ZM26 214V213H25ZM30 215L32 214V212L31 213H29ZM62 214V213H61ZM180 214V213H179ZM197 214L199 215V216H197ZM252 214V213H251ZM250 214V217H249V219H251V221L250 222H252V220H254V221H256L255 219H253V218H251V216L253 215H251ZM9 215V214H8ZM7 215V216H8ZM14 215V214H13ZM14 215V216H15ZM19 215H20V213H19ZM29 215V216H30ZM35 213L33 214V215H31L32 217L34 216V218H35ZM204 215H205V213H204ZM207 215V214H206ZM227 215V214H226ZM255 215H257V214H255ZM28 216V217H29ZM168 216V217H169ZM172 216V215H171ZM170 216V217H171ZM176 216V215H175ZM258 216V215H257ZM4 217V216H3ZM6 217V216H5ZM16 217V216H15ZM27 217V216H26ZM25 217V219H27ZM76 217H78V216H76ZM167 217V218H168ZM172 217H174V215L172 216ZM212 217V216H211ZM253 217H254V215H253ZM256 217V216H255ZM12 217H10V219H11ZM21 218H23V217H21ZM19 216H18V220H19V222H20V219H21ZM53 218V217H52ZM167 218H165V219H167ZM259 218V217H258ZM260 218H261V220L264 218V214L261 216L260 215ZM23 220V223L28 227V229H29V231L34 235L33 237H34V239L35 238H41V239H44L46 242H45V247H46V249H47V244H48V239H47V235H48V232H49V230H50V226L48 225V224H46V225H44L43 224V226H39V225H37L35 222H33L32 221V223H30V222H27L26 220ZM32 219V218H31ZM36 219V218H35ZM66 219V218H65ZM88 219V218H87ZM169 219V221H170V218H168ZM167 219V220H168ZM174 219H175V217H174ZM206 219V218H205ZM214 219V218H213ZM237 219V218H236ZM9 220V219H8ZM13 220V219H12ZM34 220V219H33ZM178 220V219H177ZM180 220V219H179ZM216 220V219H215ZM214 220V221H215ZM225 220H227V219H225ZM5 221H6V219H5ZM5 221H1L0 220V241L3 243V245H9L10 247L11 246H13V245H10V243H8L7 242V240L10 238V239H14L13 238V236L12 235H14V234H11V233H13V232H11V231H8L7 229H5V230H2V227L3 228H7V226H6V222ZM15 221H17V220H15ZM29 221V220H28ZM79 221H80V219H79ZM259 221V220H258ZM9 222V221H8ZM18 222V221H17ZM18 222V223H19ZM124 222V221H123ZM171 222H173L174 223V220L173 219H171ZM224 222V223H223ZM248 223H249V221H247ZM246 222V223H247ZM260 222V221H259ZM14 223V222H13ZM42 223V222H41ZM194 223V224H193ZM258 223V222H257ZM262 223H264V221L262 222ZM261 223V224H262ZM8 224V223H7ZM61 224V223H60ZM178 224H179V221H178ZM211 224V223H210ZM215 224V223H214ZM216 224H217V220H216ZM255 224H256V222H255ZM89 225H91V224H88V226ZM181 225V224H180ZM193 225H195V226H193ZM207 225V224H206ZM218 225V224H217ZM221 225V226H222ZM253 225V224H252ZM256 225H258V224H256ZM255 225V226H256ZM93 225H91L90 226V228H93L94 229V227H92ZM179 226V225H178ZM210 226V225H209ZM219 226V225H218ZM255 226H254V228H255ZM84 227V226H83ZM96 227V226H95ZM182 227V226H181ZM180 227V228H181ZM250 227V226H249ZM251 227H253V226H251ZM250 227V228H251ZM264 227V225L262 226V228ZM13 228V227H12ZM54 228V227H53ZM67 228V227H66ZM89 228V229H90ZM217 228V227H216ZM222 228V227H221ZM225 228V227H224ZM232 228V227H231ZM248 228V227H247ZM57 229V228H56ZM88 229V228H87ZM184 229V228H183ZM196 229V230H197ZM211 229V230H212ZM223 229V228H222ZM222 229H221V231H222ZM234 229V228H233ZM255 229H257V228H255ZM261 229V228H260ZM264 229V228H263ZM54 230V229H53ZM52 230V231H53ZM69 230V229H68ZM203 230H205V232L203 231ZM215 230V229H214ZM226 230V229H225ZM225 230H223V237H224V232H225ZM94 231H96V230H94ZM182 231V230H181ZM191 231H190V233H191ZM218 231V230H217ZM228 231H229V229H228ZM252 231V230H251ZM253 231H255L254 229H253ZM54 232V231H53ZM61 232V231H60ZM98 232V231H97ZM188 232V231H187ZM195 232H197V231H195ZM203 232H204V234H203ZM211 232V231H210ZM213 232V231H212ZM216 232V231H215ZM231 232V231H230ZM229 232V233H230ZM232 232H233V230H232ZM230 233L231 234V236H232V238L231 239H233L234 237H235V235H233V233ZM259 232H260V230H259ZM14 233H16V236H14V237H16V239H14V240H16L15 242H13V244H15L16 245V248H18L13 254H15L14 256H16V258L17 257H19L20 259H21V261H20V263L21 264H54V263H56V261H55V258L56 257H54V255H53V257L51 256L52 255V253H51V255L50 256H48V257H44V255H45V253L43 254V257L45 258V261H44V259H43V262H40L39 260H40V257H39V260L38 259H36L37 257L36 256H34V257H36V258H31L30 256V254L28 253V249H29V251H31L30 250V246H28L29 248L28 249H26V245H24V244H26V243H24V244H22L21 243V241L23 240V238H21L20 239V235H21V233L20 234H17L18 232H14ZM185 233H186V229H185ZM221 233V232H220ZM229 233L227 234V236H229ZM252 233V232H251ZM261 233V232H260ZM259 233V234H260ZM50 234V233H49ZM141 234V235H140ZM151 234V233H150ZM153 234V233H152ZM169 234V233H168ZM183 234H184V232H183ZM187 234V233H186ZM195 235H196V233H194ZM193 234V235H194ZM210 234V233H209ZM247 234V235H246ZM61 235V234H60ZM64 235V234H63ZM91 235V234H90ZM102 235H103V237H102ZM190 236H191V234H189ZM212 235V237H213V234H211ZM221 235H222V233H221ZM254 235V234H253ZM253 235H252V237H253ZM256 235V234H255ZM258 235V234H257ZM80 236V235H79ZM147 236V235H146ZM146 236H143L142 235V237H144V238H142V237H140V240H141V238L142 239H144V242H147V241H145V237ZM161 236V235H160ZM169 236V235H168ZM190 236H188V237H190ZM210 236V235H209ZM220 236V235H219ZM225 236H226V232H225ZM230 236V237H231ZM258 236H262V234L261 235H258ZM257 236V237H258ZM67 237H69V236H67ZM135 237V238H134ZM152 237V236H151ZM172 236L170 235V238H171ZM184 237H185V235H184ZM186 237H187V235H186ZM185 237V238H186ZM192 237H194V236H192ZM223 237H221V238H223ZM230 237H228V239H227V237H224L225 239H227V240H229V238ZM256 237V238H257ZM51 238H52V236H51ZM164 238H166V234H165V237ZM211 238V237H210ZM9 239V240H10ZM21 241H20V240ZM40 239V240H41ZM54 239V238H53ZM83 239V238H82ZM167 239H169V237L167 238ZM215 239V238H214ZM219 239V238H218ZM251 239V238H250ZM260 239H262V238H260ZM18 240L20 241V242H18ZM81 240V239H80ZM154 240V239H153ZM162 240H163V238H162ZM161 240V241H162ZM186 240H188L187 238H186ZM257 240V239H256ZM82 241H84V240H82ZM116 241V240H115ZM159 240L157 239V242H158ZM164 242H165V239L163 240ZM233 241H235L234 239H233ZM236 241H238V240H236ZM261 241V240H260ZM263 241V240H262ZM24 242V241H23ZM51 242V241H50ZM49 242V244H51ZM54 242V241H53ZM77 242V241H76ZM142 242H143V240H142ZM155 243L154 245H155V252H154V254H151L150 255V257H148L147 256V254H146V256H147V258H146V260H148V262H146V264L148 263V264H165V259H167V257L169 256V254H171V253H169L170 251H169V249H167V248H169V246H166L167 248H165L163 245H165V243L162 245L161 243ZM160 242V241H159ZM168 242H170V241H168ZM185 242V241H184ZM191 242V241H190ZM189 242V243H190ZM200 242V243H199ZM212 242V241H211ZM250 242V241H249ZM251 242L253 243V241H252V239H251ZM250 242V243H251ZM259 242V241H258ZM44 243V242H43ZM78 243V242H77ZM90 243V242H89ZM88 243V244H89ZM101 243H103L102 241H101ZM135 243H137V242H135ZM187 243V242H186ZM216 243V242H215ZM221 243H223V244H221ZM228 243H230V242H228ZM227 243V244H228ZM260 243L261 242H259V245H260ZM48 244V245H49ZM56 244V243H55ZM84 244V246H85V243H83ZM83 244L82 243H78L77 244V246L79 247V253L80 254H78V256H80L81 257V259H83L81 262H83V263H85L86 261H87V257L89 258V253L92 251H90L88 254H87V252H86V249H84V247H83ZM144 244V243H143ZM152 244V243H151ZM236 244V243H235ZM257 244V243H256ZM54 245V244H53ZM87 245V244H86ZM141 245V244H140ZM186 245V244H185ZM212 245H213V243H212ZM215 245V244H214ZM238 245V244H237ZM237 245H235V246H237ZM252 245V244H251ZM253 245H254V243H253ZM88 246V245H87ZM91 246V245H90ZM254 246H256V245H254ZM261 246V245H260ZM260 246L258 247V248H260ZM43 247V246H42ZM49 247V246H48ZM50 247H51V245H50ZM49 247V248H50ZM4 248V247H3ZM3 248H0L1 250H3ZM54 248H56L55 246H54ZM54 248L52 247L51 249H53L54 250ZM59 248V247H58ZM95 248H97V247H95ZM98 248H99V246H98ZM107 248H109V247H107ZM110 248V249H111ZM142 248V247H141ZM147 248V247H146ZM149 248V247H148ZM188 248V247H187ZM249 248H250V246H249ZM248 248V249H249ZM253 249V251H255V249H257L256 247H255V249H254V247H252ZM5 249V248H4ZM45 249V248H44ZM111 249V250H112ZM153 249V250H154ZM78 250V249H77ZM88 250V249H87ZM144 250V249H143ZM4 251V250H3ZM2 251V252H3ZM8 251V250H7ZM10 251V250H9ZM12 251V250H11ZM48 251H50V250H48ZM52 251V250H51ZM102 251V250H101ZM252 251V252H253ZM32 252V251H31ZM41 252H43V251H41ZM41 252H39V253H41ZM68 252V251H67ZM93 252H96V251H93ZM146 252V251H145ZM148 252V251H147ZM173 253H175L176 254V252H174V251H172ZM251 252V253H252ZM257 252H258V250H257ZM260 252L261 251H259V255L261 256V254H260ZM5 253V252H4ZM8 253V252H7ZM10 253V252H9ZM50 253V252H49ZM48 252H47V254H49ZM100 253V252H99ZM98 252H97V254H99ZM112 253V252H111ZM120 253V254H121ZM151 253H152V250H151ZM222 256V257H219V254ZM10 254H12V253H10ZM41 254V255H42ZM95 255H96V253H94ZM93 254V255H94ZM101 254V253H100ZM99 254V255H100ZM118 254V253H117ZM144 254V253H143ZM179 254V253H178ZM255 253H253V255H254ZM263 254V253H262ZM94 255V256H95ZM116 255V254H115ZM140 255V256H139ZM174 255V254H173ZM256 255H257V253H256ZM259 255L258 256H256L254 259H256L257 257H259ZM12 256V255H11ZM10 255H8V254H5V255H0V264H12V257H11ZM103 255L101 254V258H103L102 257ZM145 256V255H144ZM224 256V257H223ZM232 256V255H231ZM249 256V255H248ZM42 257V256H41ZM77 257V256H76ZM95 257H97V256H95ZM94 257V258H95ZM111 257V256H110ZM175 257H178V256H175ZM230 257V256H229ZM250 257V256H249ZM263 257H264V254H263ZM93 258V259H94ZM101 258L99 259V260H101ZM145 258H143L142 257V260H145ZM169 258H170V256L168 257V260H169ZM181 258H182V256H181ZM33 259H35V260H33ZM69 259V258H68ZM90 259V258H89ZM91 259H92V255H91ZM98 259V258H97ZM172 259H173V257H172ZM190 259V258H189ZM227 259V258H226ZM229 259V258H228ZM18 260V259H17ZM38 260V261H37ZM58 261H59V259H57ZM94 260H96V259H94ZM94 260H88L89 262L91 261V263L90 264H96L97 262H95ZM98 260V261H99ZM102 260H104V259H102ZM101 260V261H102ZM140 260H141V258H140ZM175 260H176V258H175ZM184 259L182 258V259H178V262H177V264H184V261H183ZM230 260V259H229ZM228 260V261H229ZM249 260V259H248ZM250 260H251V258H250ZM258 260V259H257ZM256 260V261H257ZM14 261V260H13ZM79 261V262H80ZM88 261H87V263H88ZM193 261V263H194V260H192ZM260 261H261V258H260ZM18 262V261H17ZM80 262V263H81ZM187 262V261H186ZM185 262V263H186ZM230 262V261H229ZM19 263V264H20ZM79 263V264H80ZM143 264H144V262H142ZM168 262H166V264H167ZM231 263V262H230ZM257 263V262H256ZM57 264V263H56ZM77 264H78V262H77ZM86 264V263H85ZM100 264V263H99ZM104 264V263H103ZM115 264V263H114ZM187 264V263H186ZM195 264V263H194ZM229 264V263H228ZM233 264V263H232ZM250 264H251V262H250Z\"/></svg>",
  "mask_w": 264,
  "mask_h": 264
}]
</instances>
